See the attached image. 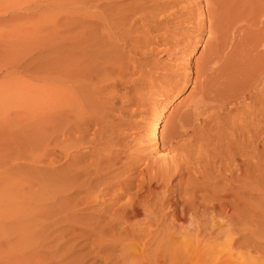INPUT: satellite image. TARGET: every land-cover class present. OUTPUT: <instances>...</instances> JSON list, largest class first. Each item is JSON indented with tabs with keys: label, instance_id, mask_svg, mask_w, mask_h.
Masks as SVG:
<instances>
[{
	"label": "bare ground",
	"instance_id": "obj_1",
	"mask_svg": "<svg viewBox=\"0 0 264 264\" xmlns=\"http://www.w3.org/2000/svg\"><path fill=\"white\" fill-rule=\"evenodd\" d=\"M89 1V0H88ZM95 1V0H94ZM93 1V2H94ZM99 2H102V1H100V0H98ZM152 0H150V2H151ZM158 1V0H157ZM156 1V2H157ZM160 1H162V0H160ZM170 1V4H175V5H179V4H181V2H183V3H185L186 5L184 6L183 4H181V5H183L184 7H179V11H180V13H178V14H174V15H176V16H172V20L174 21V20H177V22H176V24H178V26L180 27V26H183L182 24L184 23V25H185V23L186 24H189V25H187V26H192V27H194V25H197V29L196 30H198V31H203V30H201L202 28H204L203 27V25H204V23L206 22V21H208V33H209V35L210 36H213V38H214V36H215V40L212 42L213 44H214V46H212L213 48H211V45L209 46V50H208V53H207V51H206V53L207 54H205V57L203 56L202 58H200L199 60H197L196 61V63L194 64V69H195V71H194V73H195V77H194V80L195 81H197V84H198V86L201 88V91H199L201 94H200V99L198 100V103H197V101H195V99L193 100V102L195 101V103H197V104H194L193 102V105L194 106H191V107H189L190 108V110L188 109L187 111H184L183 110V112L182 113H180L178 116H177V113L175 114L176 116H177V118H176V120L178 119V122L176 121V124L174 125V128L170 131V133H168V136L166 137V138H169L168 140H169V142L167 143V142H164V140H167V139H164V140H162V138H161V140H159V131H160V129H159V127H160V118L159 117H157V116H159L158 114L156 115V117H154L155 118V121H154V123L152 124V127H150L151 128V130H152V143H153V148H154V151L153 152H151L150 150V153L148 152V151H146V152H148V154H149V156L150 157H146L145 156V160H144V163H141L142 165H143V167H139V165H141V164H139L138 165V167H137V165H135V164H133V163H135L138 159L140 160L141 158H144V156L142 155L141 157L138 155V158L135 160H132L133 162L130 164L129 163V161H127L129 164L128 165H125V166H128V167H125L124 165H122V168H124V173H125V169H129V171H130V169L133 171H130L129 173H131V174H128V175H126L125 176V178L123 179V178H120V179H122V180H116V175H118L120 172H118V169H117V172L115 171L113 174H114V176L116 177L115 178V180L116 181H105V178H104V173H102L103 172V170H107V169H109L110 170V168H111V166L112 165H115L116 163H118V164H120L119 162H121V161H119V159L121 158L120 156H119V153H121L122 154V152L124 151V149L123 150H119L120 148H118L117 146H115L116 148H115V150L118 148V153L116 152V153H111L113 150H112V148L106 153L105 152V150H103V152L104 153H102V151H101V149H100V151H97V150H94L96 153L95 154H93V155H95L96 156V154H97V156L95 157V159H94V161H91V163H89V164H87V165H83V166H75V162H76V160L73 158V156L72 155H70V153H75V152H73L72 151V147L74 148V144H76V143H74V142H77L78 144H82V142H83V138L85 137V134H83L82 136H80L81 138H82V140H80V138H78V136H77V138L75 139V138H73L72 136H74V135H72L71 134V131H72V129L73 128H77L78 130H80L79 128L82 126V128H83V124H90L95 118H96V116L97 115H93V113L91 114V113H87V114H89V115H87L86 113H85V111L83 110V108H81V109H79V107L80 106H82L81 105V102L79 101L80 99H83V97L82 96H79L78 95V93L80 92V94L82 95V93H81V91L82 90H85V88L86 89H88L87 88V86H91L93 89L95 88V87H93V85H91V84H94V83H91L90 84V82L92 81V80H94L95 81V78H93V76L95 77V76H98V74L100 73V71L102 70V69H104V67H103V65H108L107 64V57L108 58H110L108 55H107V57H106V59L104 58V61L106 62V64H104V61H102V56L103 55H99L100 57H101V59H99L94 65L92 64V65H90V66H87V64H85L84 65V67L82 66V64H83V62H84V60L86 61L87 59L86 58H88L89 56H91V54H92V52H91V54L88 56V54L87 53H90L88 50V52L87 51H85L84 50V48H83V46L82 45H79L78 43L77 44H75V42L73 43V42H71L70 41V39H68V40H66V41H69L67 44H61V45H63V47L61 48V47H59V50H61L62 49V51H61V53L63 54V61H62V59H60L59 61H62V63H59V64H61V66L62 67H60V68H63V69H61V70H63V72H59V66L56 64V62H55V65H51V67L52 68H50V65L48 66V69H49V71H50V73H51V75L49 76V74H47V76H49V78H48V80L50 79V83L48 82V81H46L47 80V78L45 79L44 77V82L46 81V82H48V83H46V84H48V85H44L43 87H38V86H35V84H31V83H27V82H25L24 83V81L23 80H19V82L17 81V85H15L14 87H10V88H8V85H7V89H5L4 91H3V95H1L0 97H2V102H4V104L5 103H7V104H11L14 108L13 109H15L16 111H14L13 113H12V106L10 105V107L8 108L7 106H5L6 107V109L8 108V109H10L11 111V114H10V112L9 111H7V113H9V114H7L6 112V116L3 114V112H2V114H3V118L5 119L6 117H7V121H8V119H9V121H8V124H11V121H10V119L12 120V119H14L15 121H18L17 123H16V125L18 126V127H16L15 126V129H16V132L13 130L14 129V124L15 123H13L12 125H4V126H6V127H9L10 126V128L11 127H13V129L11 130H9V128H8V131L9 132H6L7 131V129H4V130H6V131H2L1 133H2V135L3 134H6V135H12V137H13V132H15V136L17 137L16 138V143H17V147H15L14 145V148H16V155H17V158H19L17 161H19V162H21L20 164H19V162H18V164L19 165H17V168L18 169H20L21 171H23V169L27 166V169L28 170H26V168H25V170H26V173H27V171H29V169H31L32 167L34 168V166H36L35 164H34V159H36L37 157H38V155H37V157H35V153H37L38 151H40V152H43V154L41 155V154H39L41 157H44V158H40V162L42 163L43 162V164H45V165H48V164H46V163H57V162H59V161H61L60 160V158H59V156H60V154L62 155V157H64V159H66L65 157H68V158H70V156H72V158H71V160H69V161H67V160H65L66 162H63V159H62V162L63 163H65L64 164V167H60V166H58V167H60L61 169H58V167H57V169H58V173H60L59 175H61L62 174V178H63V184H61V182H59L57 185H60L61 187H57V188H55L57 191L58 190H60L59 192H55L54 191V193L51 195V197L53 198H50L51 200H53L52 202H53V204H54V202H55V206H59L60 204H62V209H64V211H65V213L63 214L62 213V215L64 216L65 215V218L68 220L67 222H71L72 224H70V226H68L69 225V223H68V225H66L67 227H71L70 229H68V230H65V232H71V234H72V232H75V230L76 231H78L77 229H79V230H81V231H86L87 232V234L89 235H91L92 234V237H93V235L95 236V238L94 239H91V237L90 236H88L87 238H90V244L87 242V244H89V247H90V251L89 252H86L84 255H88V254H90V255H92V256H96L95 258H97V260H98V258L99 259H101L102 261H104V264H264V248H260V244L262 243V242H264V236H262V235H264V233H261L262 235H259V233L257 234V232H255V229L253 228V227H251L252 229L250 230V228H248V230L249 231H247L246 230V228H245V226H244V228H245V230L244 231H246V232H244L243 230H240V225L237 223L236 224V221H234V220H236V219H234V218H238L236 215H239V214H235L234 215V213H235V211L234 212H229V204H228V200L229 199H227L228 197L227 196H229L232 192V194H231V196L232 195H234L233 196V198L234 199H231L232 201L234 200L235 202H237V205H235V206H237V207H239V203H240V201L242 202V196H241V192H244V190L246 189V187H249V188H247V190L248 189H252V187L254 186V185H257L256 184V182H257V174L259 173V170H260V167L257 165V163L254 161H252V160H250L251 158H255L256 156V152H255V150H254V152L253 153H249V154H251V155H247L245 158L244 157H242L241 158V156H242V154L239 152V150H240V148H243V147H246L247 145H245V142L244 141H239L240 139H238V141L240 142V143H238L237 144V142L235 141V140H237V139H233V144L235 145L236 144V146H234V147H236L237 149H235V151L233 150L231 153H227V148H229L228 146H229V144H230V142H231V140H230V142H228V144H226L225 145V142H224V145H219V146H217L216 148H214V146H212V142L210 143L211 144V146L213 147H211V149L212 150H210V151H208V150H206V149H204V150H206V152H205V154L203 155V153H204V151L203 152H200V153H202V156H204L205 158H203L202 157V159L204 160L205 159V162L202 164V165H194V160H196V162H195V164H197V163H200V161H197L198 159H193V158H195L194 157V155H192L193 153H195V152H197V151H195V152H192L193 151V149L195 150V149H197V146L198 147H200L201 146V144H202V141H200L201 142V144H199V145H197L196 146V148H195V146L194 145H196V143H194L195 142V138H194V136H193V132H194V135H195V130H197V129H200V128H202L203 126V128H205V126H207V125H205V124H208L207 122H209L210 123V120L211 121H214L215 120V118L217 119L218 118V116L221 114V113H219V107H221V108H223V105L220 103L221 101H220V99L223 101V97H228L229 98V96H230V94H232V93H230L229 95H227L226 94V92L228 91V93L229 92H231V89L230 88H232V91H233V94H235L234 93V88L233 87H231L233 84H234V82H233V84L230 86V84L232 83H230V81L227 79L228 78V75L229 74H227L226 72H225V68H224V64L226 63V65L227 64H229V63H227L228 62V60H231V61H235V59L236 60H238L237 59V56H239V51H238V49H239V44L241 43V42H243L244 40V37H243V35L244 34H246V33H244L243 31H244V24H243V18H241L242 16H241V13L242 12H244V11H240V9H241V7L240 6H244L245 4H248V5H250V6H253L254 8H257V6L258 5H256V7L254 6V4H256V3H258V2H256V0H234V1H232V0H169ZM240 1H243V3L241 4V2ZM258 1V0H257ZM78 2V1H77ZM83 2H86V1H83ZM91 2V1H90ZM98 2V3H99ZM123 2V1H122ZM145 2V1H144ZM147 2V1H146ZM153 2V1H152ZM163 2H164V0H163ZM240 2V4H238ZM256 2V3H255ZM97 3V4H98ZM104 3V2H103ZM131 3H132V1H131ZM133 3H135V1L133 2ZM138 3V2H137ZM154 3H155V1H154ZM153 3V5H155V4H157V5H159V3H155L154 4ZM81 4H82V2H81ZM106 4V3H105ZM114 4V3H113ZM115 4H118L117 2L115 3ZM114 4V5H115ZM120 4V3H119ZM118 4V5H119ZM128 4L129 3H127V6H128ZM149 4V3H148ZM147 4V5H148ZM169 4V3H168ZM204 4V6H205V8L204 9H202V7H204V6H202ZM262 4H264V3H262ZM84 5V4H83ZM101 5V4H100ZM100 5H98V6H100ZM109 5V4H108ZM126 5V4H125ZM130 5V4H129ZM135 5H137V4H135ZM140 5V4H139ZM137 6V7H134V8H131V7H128V9L129 8H131L130 10H125V9H121L123 12H120V13H117L118 11H119V9H118V11L116 10V8L115 7H113L112 8V10L115 8V10H116V13H114V11H113V13L115 14V16H113L112 18H113V20H111V22H110V20H109V24H110V26H111V28H109V29H112V30H109V31H111V34L110 35H107V34H109V32L107 33V28L108 27H106V29L107 30H105L106 31V33H104V30H102L103 31V35H102V38H101V40H103L102 42L103 43H107V47L103 44V45H101L100 44V42H99V44H100V46H96L95 48V50L97 51V53H98V51H99V49H100V52H104V51H108V53L107 54H109V55H111V56H113V54L116 56V58H114V59H116V61H114L113 63L114 64H112V66L114 67V68H116V69H114L115 71H117L116 72V74H117V77L119 78V80L120 79H122V74H125V73H122V72H126V73H128V66L126 67L127 69H123V68H121L120 66V62H122V60H123V47H125L126 45L127 46H129L131 49H133V51H134V61H135V57L136 58H139V53L140 52H138V51H140V50H136L135 48L138 46V44H137V46H135V42H140V39L139 40H137V39H135V40H133L134 38H136L135 36L137 35V33H138V31H146L147 32V30H148V28H145L144 27V25L145 24H148V26H150V28L151 29H153L154 27H158L159 25H158V22H160L163 18H166V17H168L167 15H168V13H165L166 12V9H167V7H166V9H165V7L163 6V5H161V3H160V6H155L154 8L152 7V5H151V7H152V9H149V8H147L148 9V11H145L144 10V8H142L141 6ZM93 6V5H92ZM97 6V5H96ZM96 7V8H98L99 9V7ZM121 6H123V5H121ZM133 6V5H132ZM144 6V5H143ZM102 7V6H101ZM100 7V8H101ZM104 7H105V5H104ZM109 7V6H108ZM110 7H112V5L110 6ZM116 7H118V6H116ZM120 7V6H119ZM147 7H149V5L147 6ZM94 8V7H93ZM103 8V7H102ZM123 8H124V6H123ZM258 8L260 9L259 11L261 12V14L259 15V20H258V23L260 24V27H259V34L256 36L257 38L255 39V41H254V39H253V42H255L253 45H254V52L253 53H255V55L257 56V54L258 53H261V55L262 54H264V8H260L259 6H258ZM97 9V10H98ZM106 9V8H105ZM108 9V8H107ZM111 9V8H110ZM110 9H108V10H110ZM101 10V9H100ZM100 10H98V11H100ZM103 10V9H102ZM149 10H151V11H149ZM173 10V9H172ZM252 10H254V9H250V11H251V13H253L252 12ZM257 10V9H256ZM84 11V10H83ZM168 11V10H167ZM103 12H104V10H103ZM103 12H99V15H97V16H99V18H101V21L99 20V19H95V20H97V22H99V24H101V25H105V26H108V25H106L107 23H106V21H105V19H107L108 18V16H109V14H107V18H105L104 19V17L106 16H104L103 17ZM108 12V11H107ZM106 12V13H107ZM110 12V11H109ZM138 12L140 13L139 15H138ZM169 12V11H168ZM173 12V11H172ZM171 12V13H172ZM85 13V12H84ZM100 13L102 14V17H100L101 15H100ZM105 12H104V14H106ZM112 13V14H113ZM137 13V15H136V17H134V16H132V15H135ZM160 14V13H162L161 15H159V17H156V15L157 14ZM176 13V12H175ZM98 14V13H97ZM248 14V13H247ZM247 14H246V12H245V16H247ZM254 14H257L256 12H254ZM89 15V14H88ZM172 15V14H171ZM201 15V16H200ZM243 15V14H242ZM243 15V16H244ZM257 15V16H258ZM73 16H75V15H73ZM77 16V15H76ZM81 16V15H80ZM84 16V15H83ZM91 16H93V15H91ZM91 16H89V18L91 17ZM96 16V15H95ZM184 16V17H183ZM252 16H253V14H252ZM255 16V15H254ZM253 16V17H254ZM68 17V16H67ZM86 17V16H85ZM88 17V16H87ZM86 17V18H87ZM132 17H134V18H132ZM155 17V18H154ZM72 18V17H71ZM88 18V19H89ZM98 18V17H97ZM152 18V19H151ZM158 18V19H157ZM170 17H168V19H169ZM68 19V18H67ZM66 19V20H67ZM91 19H93V18H91ZM91 19H89L90 20V23H93V20L91 21ZM109 19V18H108ZM111 19V18H110ZM246 19V18H245ZM254 20H256L255 18H253ZM257 19H258V17H257ZM73 20H78V19H76V17H75V19H73ZM84 20V19H83ZM89 20H87V21H89ZM99 20V21H98ZM171 20V18L168 20V21H170ZM69 21V20H68ZM152 21H154V22H156V24L155 23H153ZM245 21V20H244ZM71 22H72V20H71ZM95 22V21H94ZM96 22V23H97ZM139 22V23H138ZM251 22V21H250ZM255 22V21H254ZM254 22H253V24H254ZM78 23V22H77ZM83 23H85V22H83ZM88 23V22H87ZM138 23V24H137ZM169 23V22H168ZM173 23V22H172ZM245 23V22H244ZM246 23H247V21H246ZM256 23V22H255ZM79 24V23H78ZM89 24V23H88ZM87 24V25H88ZM98 24V23H97ZM171 24V23H170ZM174 24V23H173ZM175 24V25H176ZM71 25H73V24H71ZM77 25V24H76ZM82 25V24H81ZM92 25V24H91ZM96 25V24H95ZM100 25V26H101ZM162 25V24H161ZM252 24H250V26H251ZM255 25V24H254ZM257 25V24H256ZM75 26V25H74ZM80 26V25H79ZM93 26H94V24H93ZM97 26V25H96ZM99 26V25H98ZM97 26V27H98ZM109 26V27H110ZM177 26V27H178ZM257 26H259V25H257ZM72 27V26H71ZM70 27V28H71ZM146 27H147V25H146ZM165 27V26H164ZM246 27H248V26H246ZM254 27V26H253ZM256 27V26H255ZM87 28V27H86ZM93 28V27H92ZM103 28H105V27H101V29H103ZM160 28V27H159ZM190 28V27H189ZM195 28H196V26H195ZM258 28V27H257ZM73 29H75V27L73 28ZM88 30H89V28H87ZM96 29H98V28H96ZM133 30V29H135L137 32H136V34H134V38L132 39V37H133V35L131 36V34H130V30ZM150 29V30H151ZM164 29H166V28H164ZM205 29V28H204ZM246 29V28H245ZM68 30V29H67ZM131 30V32H135L134 30L132 31ZM149 30V31H150ZM154 30V29H153ZM159 30V29H158ZM246 30H249V29H246ZM253 30H254V28H253ZM255 30H257V29H255ZM70 31V30H69ZM74 31V30H73ZM72 31V32H73ZM98 31V30H97ZM101 31V30H100ZM100 31H99V33H100ZM191 31H193V30H191ZM190 31V32H191ZM71 32V33H72ZM79 32H81V31H79ZM78 32V33H79ZM86 32V31H85ZM90 32V31H89ZM92 32H96V31H92ZM114 32V33H113ZM197 32V31H196ZM246 32V31H245ZM75 33V32H74ZM140 33V32H139ZM139 33H138V35H139ZM148 33V32H147ZM146 33V34H147ZM198 33V32H197ZM199 33H201V32H199ZM203 33V32H202ZM241 33H243L242 35H241ZM249 33V32H248ZM253 33H255V32H252V36H254L253 35ZM69 34V33H68ZM89 34V33H88ZM87 34V35H88ZM133 34V33H132ZM145 34V32L143 33V36L142 37H144V36H147ZM251 34V33H250ZM72 35V34H71ZM86 34H84V35H82V36H85ZM86 35V36H87ZM97 35V34H96ZM137 35V36H138ZM248 35V34H247ZM69 36V35H68ZM78 37H79V35H77ZM81 36V35H80ZM90 36V38H91V36H95V35H93V34H91V35H88V37ZM139 36H141V35H139ZM138 36V37H139ZM252 36H251V38H252ZM66 37V36H65ZM77 37V38H78ZM88 37H85V38H88ZM97 37H100V36H96V38ZM255 37V36H254ZM68 38V37H67ZM70 38V37H69ZM84 38V39H85ZM93 38V37H92ZM91 38V39H92ZM246 38H248V37H245V40H247ZM66 39V38H65ZM79 39V38H78ZM83 39V40H84ZM89 39V38H88ZM94 39V38H93ZM93 39H92V41H93ZM100 39V38H99ZM98 39V40H99ZM144 39H146V38H143V40ZM152 39V38H151ZM72 40V39H71ZM81 40V39H80ZM86 40V39H85ZM142 40V41H143ZM155 40V39H154ZM213 39L211 38V41H212ZM251 40V39H250ZM250 40H248V41H250ZM47 41V40H46ZM49 41V40H48ZM56 41V40H55ZM135 41V42H134ZM184 41V40H183ZM182 41V42H183ZM208 41V40H207ZM206 41V42H207ZM40 42V41H39ZM42 42H45L44 40L42 41ZM51 42V41H50ZM57 42V41H56ZM55 42V43H56ZM63 42H64V40H63ZM80 42V41H79ZM90 42V41H89ZM96 42H97V40H96ZM121 42H123V44L125 45V46H123V44H121ZM148 42V41H147ZM154 42V41H153ZM245 42H247V41H245ZM34 43V42H33ZM32 43V44H33ZM41 43V42H40ZM48 43V42H47ZM58 43V42H57ZM60 43V42H59ZM91 43V42H90ZM93 44H94V42H92ZM143 43V42H142ZM144 43H146V40H144ZM148 43H150V42H148ZM147 43V44H148ZM152 43V42H151ZM249 43H251V41L249 42ZM42 45H43V43H41ZM50 44H53L52 42L50 43ZM81 44H85L86 45V43L83 41V43H81ZM97 44H98V42H97ZM175 44V43H174ZM178 44H179V42H178ZM212 44V45H213ZM243 44V43H242ZM34 45H35V43H34ZM33 45V46H34ZM45 45H46V42H45ZM60 45V46H61ZM89 45H91V44H89ZM140 45H141V43H140ZM149 46L151 45V44H148ZM246 45V44H245ZM247 45L249 46H251V44H248L247 43ZM23 46H25V45H23ZM22 46V47H23ZM33 46H31V48L33 47ZM39 46V45H38ZM37 46V47H38ZM52 46V45H51ZM92 46H94V45H92ZM91 46V47H92ZM142 46V45H141ZM140 46V47H141ZM176 46V48H173V47H170V48H173L174 50V52H177V54H179V57H180V54H182V53H184V51H186V47L185 46H183L182 45V47L181 46H177V45H175ZM174 46V47H175ZM242 46V45H241ZM43 47V46H42ZM85 47V46H84ZM91 47H90V50H91ZM108 47H110L109 49H107ZM139 47V48H140ZM152 47V46H151ZM245 47V46H244ZM25 48V47H24ZM23 48V49H24ZM39 48H41V47H39ZM57 48V47H56ZM61 48V49H60ZM89 48V47H88ZM126 48V47H125ZM124 48V49H125ZM130 48H126L127 49V51H128V49L130 50ZM147 48V47H146ZM154 49H153V51H155V50H158V49H155V48H157L156 46L155 47H153ZM169 48V47H168ZM167 48V49H168ZM169 48V49H170ZM241 48V47H240ZM246 48H248V47H246ZM251 48H252V46H251ZM250 47H249V49H251ZM34 49V48H33ZM54 49H55V47H54ZM87 49V48H86ZM93 49V48H92ZM125 49V50H126ZM142 49V48H141ZM148 49H149V47H148ZM151 49L152 48H150V51H151ZM164 49H166V47L164 48ZM164 49H163V51H164ZM169 49L167 50V51H169ZM243 49V48H242ZM47 50H48V48H47ZM52 50V49H51ZM143 50H144V48H143ZM160 50V49H159ZM243 50H247V49H243ZM252 50V49H251ZM50 51V50H49ZM91 51H94V50H91ZM125 52V53H127L128 54V52ZM131 51V50H130ZM132 51V52H133ZM146 51V50H145ZM238 51V53L236 54V52ZM47 52V51H46ZM95 52V51H94ZM143 51H141V53H142ZM152 52V51H151ZM165 52V51H164ZM170 52V51H169ZM174 52H172L171 51V54L172 53H174ZM204 52V51H203ZM246 52H248V50L246 51ZM250 53L249 54H251L252 52L251 51H249ZM45 53V52H44ZM59 54H60V51L58 52ZM79 53H80V56H79ZM96 53V52H95ZM130 53V52H129ZM148 53V52H147ZM48 54V53H47ZM62 54H60V55H62ZM81 54H87V56L88 57H86V55H85V59L83 60V62H82V57H84V55H82V57H81ZM94 54V53H93ZM106 54V53H105ZM149 54H151V53H149ZM168 54H170V53H168ZM242 54V53H241ZM240 54V55H241ZM248 54V55H249ZM46 55V54H45ZM51 55V54H50ZM53 55H55V54H53ZM59 55V56H60ZM96 55V54H95ZM97 55V57H99ZM125 55V54H124ZM146 55H148V54H146ZM174 55H176V54H174ZM243 55H244V53H243ZM48 56V55H47ZM94 56V55H93ZM142 56V55H141ZM151 56V55H150ZM170 56H172V55H170ZM242 56V55H241ZM256 56H255V58H256ZM44 57V56H43ZM46 57V56H45ZM48 57H50V56H48ZM56 57V56H55ZM78 59H77V58ZM92 57V56H91ZM104 57V56H103ZM131 57V56H130ZM133 57V56H132ZM130 58V60H132L133 61V58ZM178 57V56H177ZM249 57V56H248ZM251 57H252V55H251ZM254 57V56H253ZM258 58L257 59H259L260 58V56H257ZM51 58H53V57H51ZM128 58H129V54H128ZM166 58H169L168 56H166ZM171 58H173V57H171ZM175 58V57H174ZM244 58H246L245 56H244ZM262 58H264V57H262ZM261 58V59H262ZM58 59V58H57ZM89 59V58H88ZM94 59V58H93ZM96 59V58H95ZM98 59V58H97ZM180 59V58H179ZM256 59V60H257ZM260 59V61H262ZM31 60V59H30ZM29 60V61H30ZM37 60V59H36ZM35 60V61H36ZM47 60H50V58L49 59H47ZM90 60H92V59H90ZM109 60V59H108ZM111 60H113V58L111 59ZM111 60H109L110 62H111ZM129 60V59H128ZM164 60V59H163ZM170 60V59H169ZM225 61V60H227V62H222V61ZM239 60H241V58H239ZM238 60V61H239ZM245 60V59H244ZM248 59H246L244 62L246 63V61H247ZM250 60V59H249ZM26 61V60H25ZM57 61V60H56ZM88 61V60H87ZM86 61V62H87ZM96 61V60H95ZM134 61H133V64L132 65H134ZM176 61V60H175ZM242 61V60H241ZM20 62H21V60H20ZM46 62V61H45ZM44 62V63H45ZM53 62H54V60H53ZM127 62V61H126ZM136 63H138L137 62V60L135 61ZM179 62H181V61H179ZM230 62V61H229ZM237 62V61H236ZM248 62V61H247ZM258 62V61H257ZM27 63V62H26ZM28 63H30V62H28ZM28 63H27V65H28ZM40 63V62H39ZM48 63H50V62H48ZM90 63H91V61H90ZM123 63V62H122ZM124 63H125V61H124ZM123 63V64H124ZM130 63H132L131 61H130ZM178 63V62H177ZM234 63V62H233ZM233 63H231L232 65H233V67H234V64ZM252 63H253V61H252ZM252 63H250V64H252ZM262 63H264V62H262ZM32 64H33V62H32ZM35 64H38V63H35ZM126 64V63H125ZM128 64H129V62H128ZM128 64H126V65H128ZM153 64V63H152ZM180 64V63H179ZM179 64H177V65H179ZM237 63H235V65H236ZM242 64V63H241ZM249 64V63H248ZM259 64V63H258ZM257 64V65H258ZM22 65V64H21ZM31 65V64H30ZM29 65V66H30ZM41 65V64H40ZM88 65H89V63H88ZM111 65V64H110ZM109 65V66H110ZM129 65H131V64H129ZM131 65V66H132ZM154 65V64H153ZM243 65V64H242ZM253 65H256V63L254 64L253 63ZM260 65V66H259ZM258 66L259 67H261V64H259ZM25 66H26V64H25ZM24 65L22 66L23 67V70H24V67H25ZM28 66V67H29ZM37 66V65H36ZM43 66V65H42ZM108 66V67H109ZM111 66V67H112ZM123 66V65H122ZM130 66V67H131ZM228 66V65H227ZM231 65H229V67H230ZM237 66V65H236ZM239 66H240V64H239ZM250 66V65H249ZM28 67H25L26 69L28 68ZM31 67H33V66H31ZM44 67H47V63H46V66H44ZM177 67V66H176ZM181 67H183L182 65H181ZM253 67H255V66H253ZM259 67H256V69L258 70V68ZM262 67H264V66H262ZM20 68H21V66H20ZM30 68V67H29ZM43 68V67H42ZM105 68H107V66L105 67ZM110 68V67H109ZM109 68H107V69H109ZM184 68V67H183ZM186 68V67H185ZM193 68V67H192ZM231 68H232V66H231ZM236 68V67H235ZM237 68H238V66H237ZM33 69H35V68H33ZM36 69H37V67H36ZM41 69V68H40ZM107 69H104V71H106ZM119 69V70H118ZM131 69H132V67H131ZM169 69V68H168ZM178 70H179V68H177ZM173 70V71H171V69H170V73H167L168 75V77L167 78H169L170 76L172 77V79L169 81V79H165L166 81H165V84L164 85H167V84H169V83H174V84H178V83H180V81H182L181 79H184V81H188L190 78H191V73L193 72V71H191V67H190V70H188V68H186L187 69V71L186 72H179L178 70ZM247 69V68H246ZM32 70V69H31ZM42 70V69H41ZM46 70H47V68H46ZM110 70H112V68L110 69ZM133 70V69H132ZM184 70V69H183ZM228 70V69H227ZM230 70H232V69H230ZM236 70V69H235ZM234 70V72H236ZM239 70H241V69H239ZM244 70V69H243ZM249 70V69H248ZM255 70V69H254ZM20 71V70H19ZM28 71V70H27ZM35 72H36V70H34ZM38 71V70H37ZM49 71L47 70V72L49 73ZM103 71V73H104V75H106V73ZM119 71L122 73V74H118L119 73ZM135 71V70H134ZM245 71V70H244ZM253 71V70H252ZM29 72H30V69H29ZM32 72V71H31ZM41 72H43V70L41 71ZM44 72H45V70H44ZM111 72V71H110ZM131 72V71H130ZM137 72V71H136ZM166 72H168V70L166 71ZM223 72L224 73H226L227 74V78L226 79H224V77H223ZM239 71H237V73H238ZM241 72H243V71H241ZM241 72H240V77H241ZM255 73L257 72V71H254ZM258 72H260V70L258 71ZM257 72V73H258ZM262 72H264V71H261L260 73L261 74H264V73H262ZM24 73V72H23ZM37 73V72H36ZM40 73V72H39ZM90 73H91V76H90ZM112 73V72H111ZM133 73V72H132ZM131 73V74H132ZM230 73H231V71H230ZM247 73V72H246ZM251 73V72H250ZM250 73L248 74V75H250ZM253 73V72H252ZM259 73V74H260ZM113 74V73H112ZM129 74V73H128ZM139 74V73H138ZM169 74H170V76H169ZM238 74H236V75H238ZM260 74V75H261ZM41 75V74H40ZM44 75H45V73H44ZM43 75V76H44ZM85 75L87 76V77H85ZM101 75V74H100ZM107 75H108V72H107ZM133 75V74H132ZM131 75V76H132ZM135 75V74H134ZM140 75V74H139ZM245 75V74H244ZM248 75H247V77H248ZM254 75V74H253ZM257 75L258 74H255V76L257 77ZM90 76V77H89ZM111 76V75H110ZM109 76V77H110ZM143 76V75H142ZM224 76H226L225 74H224ZM262 76V75H261ZM261 76H260V78L258 77V81L260 80V79H262V78H264V77H262L261 78ZM31 77H34V76H31ZM38 77H40V76H38ZM108 77V78H109ZM115 77V76H114ZM117 77H115L116 79H117ZM125 77V76H124ZM139 77V76H138ZM144 77V76H143ZM232 77V76H231ZM231 77H229L231 80H232V78ZM239 77V79H241ZM252 77V76H251ZM256 77H255V79H256ZM35 78L36 79H38L36 76H35ZM41 78H42V76H41ZM60 78H63L64 80H61L60 81ZM93 78V79H92ZM134 78H136V77H134ZM150 78V77H149ZM149 78H147V79H145V80H148ZM243 78V77H242ZM249 78V77H248ZM254 77H252L250 80L251 81H248V82H252ZM80 79H87V80H89L90 82H89V84H87V85H85L84 84V86H81L80 85V83L79 82H81L80 81ZM98 79H99V77H98ZM97 79V80H98ZM107 79V78H106ZM105 79V80H106ZM110 79H112V78H110ZM114 79V78H113ZM124 79V80H123ZM122 80H123V82L125 81V78H123ZM129 79H131V78H129ZM128 79V80H129ZM132 79H133V77H132ZM131 79V80H132ZM138 79V78H137ZM141 79H144V78H141ZM245 78H243V80H244ZM42 80V79H41ZM65 80H68L69 82L71 81L72 83H73V81L75 80V82L76 83H78L77 85H75V87L76 88H74L73 86H72V84H69V83H65ZM77 80V81H76ZM86 80V81H87ZM97 80H96V82H97ZM101 80H103L102 78H101ZM135 80V79H134ZM139 80V79H138ZM162 80V82H163V80L164 79H161ZM161 80H159V81H161ZM248 80V79H247ZM257 80V79H256ZM262 80H264V79H262ZM261 80V81H262ZM14 81V80H13ZM116 81V80H115ZM118 81V80H117ZM136 81V80H135ZM240 81V80H239ZM261 81H259L258 83H262ZM59 82H64V86H60L59 85ZM67 82V81H66ZM83 82V81H82ZM88 82V81H87ZM93 82V81H92ZM133 82V81H132ZM138 82H141V83H143L142 82V80H140V81H138ZM138 82H136V83H138ZM146 82V81H145ZM169 82V83H168ZM242 82V81H241ZM244 82V81H243ZM254 82V81H253ZM253 82H252V85H253ZM257 81H255V83H256ZM35 83V82H34ZM125 83H127V82H125ZM130 83V82H129ZM129 83L127 84L128 86H129ZM135 83V84H136ZM158 83H160V82H158ZM240 83V82H239ZM238 83V84H239ZM257 83V84H258ZM61 84V83H60ZM65 84L67 85V86H65ZM117 84V83H116ZM121 84V83H120ZM133 84H134V82H133ZM140 84V83H139ZM151 84H154V82H153V79L151 80V81H147L146 83H144V87L146 86H151ZM173 84V85H174ZM245 84V83H244ZM249 85H247V86H250L251 84L250 83H248ZM257 84H255V85H257ZM131 85H132V83H131ZM170 85V84H169ZM239 85H241V84H239ZM46 86H48V87H46ZM95 86H97V85H95ZM118 86H120L119 85V83H118ZM117 86V87H118ZM123 86H125V84H123ZM135 86V85H134ZM153 86V85H152ZM151 86V87H152ZM158 86H159V84H158ZM163 86V85H162ZM244 86V85H243ZM242 86V87H243ZM254 86V85H253ZM252 86V87H253ZM65 87V88H64ZM102 87V86H101ZM105 87V86H104ZM114 87V86H113ZM112 87V88H113ZM131 87H133V85L132 86H130L129 88L128 87H126V90H125V92H123L124 94L123 95H125V96H127L124 100H129V95H131V94H133V93H130V90H131ZM141 87H143V86H141ZM170 87H172L171 85H170ZM234 87H235V85H234ZM236 87H237V85H236ZM235 87V88H236ZM246 87V86H245ZM245 87H244V89H245ZM259 87V86H258ZM5 88V87H4ZM96 88H98V87H96ZM95 88V89H96ZM116 88V85H115V87H114V89ZM123 88V87H122ZM121 88V89H122ZM134 88V87H133ZM166 88H168V87H166ZM238 88V87H237ZM246 88H248V87H246ZM90 89V88H89ZM95 89H94V91H95ZM103 89V88H102ZM102 89L100 90V91H102ZM120 89V88H119ZM139 89V88H138ZM227 89H229V90H227ZM92 90V89H91ZM97 90V89H96ZM133 90V89H132ZM131 90V91H132ZM140 90H142V88H140ZM165 90H167V89H165ZM246 91H247V89H245ZM244 90V91H245ZM118 91H120V90H118ZM117 90H116V92H118ZM136 91H138L139 92V90H136ZM261 91H264V90H261ZM83 92V91H82ZM91 92V91H90ZM89 92V93H90ZM97 92V91H96ZM104 92V91H103ZM135 92V91H134ZM240 92V91H239ZM84 93V92H83ZM87 93V92H86ZM91 93H93V92H91ZM98 93V92H97ZM122 93V92H121ZM145 93V92H144ZM165 93V92H164ZM167 93H169V92H167ZM222 93H225V96L222 94ZM241 93H243V92H241ZM240 93V94H241ZM248 93V92H247ZM100 94V93H99ZM99 94H98V96H99ZM140 94H141V92H140ZM147 94V93H146ZM162 94V93H161ZM166 94V93H165ZM261 94V96H262V92L260 93ZM76 95H78L77 97H82V98H75V96ZM92 95H95V94H92ZM91 95V96H92ZM122 95V96H123ZM134 95H135V98H137V100H136V103H142L141 101H143L142 99H140V97H136L137 95H138V93H134ZM163 95V94H162ZM170 95V94H169ZM168 95V96H169ZM237 95H238V93H236V95H234V96H236L237 97ZM244 95V94H243ZM256 95V94H255ZM255 95H253V97L255 96ZM84 96H86V95H84ZM117 96V95H116ZM141 96V95H140ZM161 96V95H160ZM165 96V95H164ZM233 95L232 96H230V97H232V100H233V97H234ZM260 96V97H261ZM89 97H90V94H89ZM88 97V93H87V97H85V98H89ZM94 97H96V96H94ZM130 97H132V95L130 96ZM156 97H158V96H156ZM85 98H84V100H85ZM91 98V97H90ZM96 98H98V101H99V97H96ZM95 98V101H97V99ZM134 98V97H133ZM170 98V97H169ZM228 98L226 99V100H228ZM1 99V98H0ZM79 99V100H78ZM92 99V98H91ZM107 99V98H106ZM118 99V98H117ZM121 99V98H120ZM120 99H119V101H120ZM123 99V98H122ZM144 99V98H143ZM154 99V98H153ZM156 99V98H155ZM159 100H160V98H158ZM171 99V98H170ZM198 99V98H197ZM196 99V100H197ZM224 99V100H225ZM230 99V98H229ZM261 99V98H260ZM94 100V99H93ZM114 100V99H113ZM225 100V101H226ZM255 100H256V98H255ZM86 101H87V99H86ZM85 101V102H86ZM89 101H91L90 99H89ZM105 101V100H104ZM129 101H131V99L129 100ZM129 101H127V102H129ZM171 101V100H170ZM180 101V100H179ZM2 102H1V104H2ZM85 102L83 103V100H82V103H83V105L85 104ZM94 102V101H93ZM100 102V101H99ZM116 102V101H115ZM121 103L120 104H122V101H120ZM232 102V101H231ZM230 102V103H231ZM248 102H249V100H248ZM90 103V102H89ZM98 103V102H97ZM123 103H126L125 101L123 102ZM130 103V102H129ZM152 103H154V102H152ZM222 103H225V102H222ZM243 103V102H242ZM241 103V104H242ZM253 103H254V101H253ZM258 103V102H257ZM4 104H2V105H4ZM86 104H88V102H86ZM95 104V103H94ZM143 104H145L144 102H143ZM157 104V103H156ZM156 104H154V105H156ZM233 104V103H232ZM250 104V103H249ZM256 104V103H255ZM259 104V103H258ZM6 105V104H5ZM45 105H47V107H48V105L49 106H51V107H49V109H51L50 111H52V109L54 110V108L56 107V109H57V107L59 108V106L61 107L58 111H61L60 112V114H59V112L57 113V111L55 110L52 114H53V116H52V114L50 113V119H48V120H46V121H44V119L43 118H41V116L39 117V118H41V119H39V118H37V116L39 115L38 114V112L40 111V109H42V107L44 106V108H45ZM98 105V104H97ZM138 105V104H137ZM219 105V106H218ZM222 105V106H221ZM226 105V104H225ZM254 105V104H253ZM42 106V107H41ZM79 106V107H78ZM85 106H87V105H85ZM90 106V105H89ZM122 106V105H121ZM217 106V107H216ZM231 106V105H230ZM238 106V105H237ZM245 107H248V106H246V105H244ZM2 108L4 107V106H1ZM0 107V108H1ZM5 107H4V109H5ZM41 107V108H40ZM46 107V108H47ZM54 107V108H53ZM67 107H69V109L67 108ZM93 107V106H92ZM97 107V106H96ZM124 107V106H123ZM193 107V108H192ZM218 109H216V108ZM38 108H40L39 110H38ZM66 108H67V110H66ZM88 108V107H87ZM99 108V107H98ZM144 108V107H143ZM146 108V107H145ZM144 108V109H145ZM153 108V107H152ZM221 108H220V111H221ZM226 108V107H225ZM48 109V110H49ZM94 109V108H93ZM147 109V108H146ZM216 109V110H215ZM234 109V108H233ZM255 109V108H254ZM257 109V108H256ZM38 110V111H37ZM45 111L46 109H42V111ZM81 110H83V112L81 111ZM86 110H89V109H86ZM92 110V109H91ZM95 110V109H94ZM102 110V109H101ZM125 110V109H124ZM124 110H123V112H124ZM150 110H151V108H150ZM211 110V111H210ZM225 110V109H224ZM228 110V109H227ZM226 110V111H227ZM232 110V109H231ZM236 110V109H235ZM238 110V109H237ZM240 110V109H239ZM245 110H247V109H245ZM250 110V109H249ZM260 110H262L261 108H260ZM47 111V110H46ZM50 111H47V112H50ZM133 111V110H132ZM226 111H224V112H226ZM230 111V109L227 111V113ZM251 111V110H250ZM87 112V111H86ZM91 112V111H90ZM94 112V111H93ZM127 112H129V110L127 111ZM136 112V111H135ZM149 112V111H148ZM161 112V111H160ZM178 112V111H177ZM207 112H210L209 114H206L205 115V113H207ZM233 112V111H232ZM242 112H243V110H242ZM247 112H248V110H247ZM252 112V111H251ZM86 114L85 116L83 115V114ZM95 113V112H94ZM101 113V112H100ZM150 113H154V112H150ZM150 113H148V114H150ZM223 113V112H222ZM236 113V112H235ZM38 114V115H37ZM47 114H49V113H47ZM102 114V113H101ZM128 114V113H127ZM130 114V113H129ZM132 115H133V113H131ZM156 114V113H155ZM155 114L153 115V116H155ZM219 114V115H218ZM229 114V113H228ZM232 114V113H231ZM231 114H229V115H231ZM234 114V113H233ZM243 114H245V113H243ZM252 114V113H251ZM37 115V116H36ZM100 115V114H99ZM124 115V114H123ZM126 115V114H125ZM124 115V116H125ZM131 115V116H132ZM147 115V114H146ZM161 115V114H160ZM202 115H205V118H203V116ZM256 115H258V113H256ZM102 116V115H101ZM104 116H106V115H104ZM152 116V117H153ZM201 116H202V118L204 119V120H202V122L203 123H201L200 122V124L198 125V121L201 119ZM224 116H225V114H224ZM226 116H228L227 114H226ZM235 116V115H234ZM243 116V115H242ZM260 116V115H259ZM42 117H44L45 118V116H42ZM95 117V118H94ZM220 117V116H219ZM231 117V116H230ZM254 117H255V115H254ZM1 118V117H0ZM47 118V117H46ZM101 118V117H100ZM99 118V119H100ZM146 118V117H145ZM154 118H153V120H154ZM227 118V117H226ZM239 118H242V117H240L239 116ZM249 118H250V115H249ZM262 118H264V117H262ZM43 119V120H42ZM244 119V118H243ZM3 120V119H2ZM1 120V121H2ZM43 121L44 122V124H43V122H42V124H41V122L40 121ZM98 120V119H97ZM105 120H106V118H105ZM105 120H104V122H105ZM112 120H113V118H112ZM142 120V119H141ZM147 120V119H146ZM145 120V121H146ZM220 120V119H219ZM236 120H237V118H236ZM240 120V119H239ZM258 120V119H257ZM4 121V120H3ZM2 121V122H3ZM102 121V120H101ZM144 121V120H143ZM151 121V120H150ZM173 121V120H172ZM218 121V120H217ZM221 121V120H220ZM226 121V120H225ZM229 121V120H228ZM259 121H261V120H259ZM1 122V123H2ZM10 122V123H9ZM12 122H13V120H12ZM98 122V121H97ZM116 123H117V121H115ZM214 122H216V121H214ZM230 122V121H229ZM231 122H233L234 123V121H231ZM242 122V121H241ZM19 123V124H18ZM108 123V122H107ZM110 123H112V121L110 122ZM205 123V124H204ZM219 123V122H218ZM226 123H227V125H228V122L226 121ZM226 123H224V124H226ZM233 123H229L230 125H232ZM245 123H246V120H245ZM255 123V122H254ZM113 124V123H112ZM172 124V123H171ZM197 124V125H196ZM214 124V127L215 126H217V124L215 125V123H213ZM222 124V123H221ZM224 124H222V125H220V124H218L220 127L221 126H223ZM237 125V123L235 122L234 123V127ZM248 124V123H247ZM262 124H264V123H262ZM1 125V124H0ZM3 125V124H2ZM106 125V124H105ZM115 125V124H114ZM193 126V125H195V127L197 126H199L200 127V125H202V127H200V128H197V129H195L194 127H190V126ZM240 125V124H239ZM238 125V126H239ZM246 125V124H245ZM253 125V124H252ZM3 126V128H6V127H4ZM85 126V125H84ZM100 126V125H99ZM104 126V125H103ZM151 126V125H150ZM166 126V125H165ZM171 126H173V125H171ZM213 126V125H212ZM218 126V127H219ZM225 126V125H224ZM229 126V125H228ZM115 127V126H114ZM209 127V126H208ZM211 127V126H210ZM214 127H213V129H212V127H211V129H212V132H214L215 130H214ZM217 127V128H218ZM219 127V128H220ZM226 127V126H225ZM230 127H232V126H229V128ZM2 128V127H1ZM86 128V127H85ZM84 128V129H85ZM88 128V127H87ZM86 128V129H87ZM110 128V127H109ZM108 128V129H109ZM112 128V127H111ZM195 130H194V129ZM207 128V127H206ZM223 128V127H222ZM238 130H240L238 127H236ZM250 128V127H249ZM253 128V127H252ZM85 129V130H86ZM102 129H104V128H102ZM101 129V130H102ZM113 129V128H112ZM120 129V128H119ZM210 129V128H209ZM207 130V131H210L209 133H210V135L212 134V136H214V134L211 132V130ZM235 129V128H234ZM234 129H233V131H234ZM241 129H243V128H241ZM3 130V129H2ZM100 130V131H101ZM214 130V131H213ZM217 130V129H216ZM220 130H221V128H220ZM227 130H229V129H227ZM236 130V129H235ZM237 130V131H238ZM250 130V129H249ZM10 131H13V132H10ZM87 131V130H86ZM105 131V130H104ZM109 131V130H108ZM189 131H191V132H189ZM199 132H202L203 130H198ZM198 131H197V133H198ZM204 131H206V130H204ZM204 131H203V133H204ZM222 131L223 132H225L224 131V129H222ZM230 131V130H229ZM97 133H98V131H96ZM102 132H103V130H102ZM102 132H100V135H98L97 133V135H93V136H91V138L92 137H94V138H90L91 140L88 142V143H90V144H85V141H84V144L86 145L85 147L87 148V147H89L90 148V146H91V144H93L94 143V139H95V136H97V138H99V139H102V136H101V133ZM110 132V131H109ZM112 132H114V131H111V133ZM161 132V131H160ZM218 132V131H217ZM221 132V131H220ZM222 132V133H223ZM231 133H232V129H231V131H230ZM229 132V134L231 135V133ZM240 132V131H239ZM13 133V134H12ZM40 134V136H38L37 137V135H39ZM74 133V132H73ZM86 133V132H85ZM89 132L87 131V134H88ZM190 133V134H189ZM208 133V134H209ZM234 133V132H233ZM232 133V134H233ZM237 133V132H236ZM90 134V133H89ZM105 134H107V133H105ZM121 134V133H120ZM136 134V133H135ZM139 134V133H138ZM187 134H189L190 136H191V139H190V141H189V139H188V137H186L185 135H187ZM200 134V133H199ZM220 134V133H219ZM225 134H228V133H225ZM228 134V135H229ZM235 134V133H234ZM233 134V137L236 135H234ZM241 134V133H240ZM240 134H238V136L240 135ZM244 134V133H243ZM243 134H241V135H243ZM248 134V133H247ZM107 135H109V134H107ZM113 135V134H112ZM117 135V134H116ZM179 135H184L185 137H186V139H185V137H184V139L187 141L188 140V143L187 144H183V142H182V144L181 145H178L177 144V141L178 140H181V139H183L181 136V139L178 137ZM188 135V136H189ZM196 135H198V134H196ZM201 135L202 134H200V136L198 135V136H196L197 138L199 137H201ZM215 135H216V133H215ZM218 135V134H217ZM216 135V136H217ZM230 135H229V137H230ZM252 135V134H251ZM76 136V135H75ZM138 136V135H137ZM204 136H207V135H203L202 137H204ZM211 136V138H217L216 136H214V137H212ZM221 136V135H220ZM232 136V135H231ZM237 136V135H236ZM237 136V137H238ZM8 137V136H7ZM107 137V136H106ZM108 137H110V136H108ZM107 137V138H108ZM134 137H136V135L134 136ZM178 137V139H176ZM208 137H209V135H208ZM223 137H225V138H227L226 137V135L225 136H223L222 135V138ZM228 137V138H229ZM232 137V138H233ZM239 137H242V136H239ZM238 137V138H239ZM251 137V136H250ZM253 137V136H252ZM255 137H257L256 135H255ZM260 137V136H259ZM1 138V137H0ZM2 138H6L5 136L4 137H2ZM15 138V137H14ZM121 138V137H120ZM119 138V139H120ZM139 138V137H138ZM141 138V137H140ZM164 138V137H163ZM190 138V137H189ZM193 138V139H192ZM211 138H204L205 140H204V143L205 142H207L208 143V141H210L209 139H211ZM218 138H219V136H218ZM227 138V139H228ZM8 139H9V137H8ZM203 139V138H202ZM206 139H207V141H206ZM226 139V140H227ZM231 139V138H230ZM255 139V138H254ZM2 140V139H1ZM0 140V141H1ZM12 140H13V138H12ZM45 140V141H44ZM103 140H104V138H103ZM103 140H101L102 142H104ZM109 140V139H108ZM106 138H105V144L107 145V143L109 142ZM143 140V139H142ZM147 140V139H146ZM212 140V139H211ZM213 140H215V139H213ZM217 140V139H216ZM215 140V141H216ZM221 140V139H220ZM220 140H217V142L218 141H220ZM224 141H225V139H223ZM7 141V140H6ZM5 141V142H6ZM14 141V140H13ZM11 142V139H10V143H15V141L14 142ZM82 141V142H81ZM132 141V140H131ZM141 141V140H140ZM194 141V142H193ZM197 141V140H196ZM229 141V140H228ZM3 142H4V140H3ZM44 142V143H43ZM95 142H96V140H95ZM98 142V141H97ZM99 142H100V140H99ZM107 142V143H106ZM119 142V141H118ZM144 142V141H143ZM199 142V141H198ZM197 142V143H198ZM221 142H223V141H220V143ZM227 142V141H226ZM15 143V144H16ZM43 143V144H42ZM87 143V142H86ZM101 143V142H100ZM112 143V142H111ZM114 143V142H113ZM112 143V144H113ZM117 143V142H116ZM121 143V142H120ZM136 143V142H135ZM138 143H139V141H138ZM142 143V141L140 142V144ZM193 143H194V145H193ZM219 143V142H218ZM232 143V142H231ZM256 143V142H255ZM96 144V143H95ZM126 143H124V145H125ZM128 144H129V142H128ZM130 144H132V143H130ZM142 144H145V143H142ZM223 144V143H222ZM252 148L254 147L255 148V146H254V143H253V139L251 138L250 139V141H249V143H248ZM261 144V143H260ZM83 145V144H82ZM97 145V144H96ZM106 145H104L103 144V146H101L102 148L104 147V148H107V147H105ZM109 145H111V144H109ZM114 145V144H113ZM116 145V144H115ZM119 145V144H118ZM127 145V144H126ZM139 145V144H138ZM190 145V147H191V145H193L194 146V148H192V150H190L189 149V146ZM202 145H204V144H202ZM209 144H205V146L207 147ZM213 145H216V144H213ZM228 145V146H227ZM52 146V147H51ZM79 146V145H78ZM95 146V145H94ZM93 146V147H94ZM128 146H130V145H128ZM140 146L141 145H139V149H142V148H140ZM178 146H183L184 148H188V151H187V153H188V156L190 157V156H193L192 158H187V156H185L184 158H180V157H178V153H179V155H181L182 156V154H183V152L184 151H180L179 149H177V147ZM8 147V146H7ZM53 148L54 150L56 149V151L57 150H59V152L57 151H52V149H50L51 150V154H47V150L49 149V148ZM77 147V146H76ZM75 147V148H76ZM84 147V146H83ZM92 146H91V148H93ZM99 147V146H98ZM98 147L96 146L95 148H97L98 149ZM109 147V146H108ZM113 147V146H112ZM119 147H120V145H119ZM124 147H126V146H124ZM137 147V146H136ZM145 147V146H144ZM151 147V146H150ZM149 147V148H150ZM182 147V150L184 149ZM202 147V146H201ZM200 147V148H201ZM210 147V146H209ZM209 147H207V149L209 148ZM260 147V146H259ZM6 148V147H5ZM11 148V147H10ZM9 148V149H10ZM13 147H12V149H14ZM71 148V152H69V149ZM79 148H80V146H79ZM103 148V149H104ZM114 148V147H113ZM123 148V147H122ZM152 148V149H153ZM178 148H180L181 149V147H178ZM203 148H205L204 146L202 147V149ZM248 148V147H247ZM253 148V149H254ZM7 149V148H6ZM11 149V150H12ZM88 149V148H87ZM86 149V150H87ZM145 149V148H144ZM143 149V150H144ZM252 149V150H253ZM49 150V151H50ZM74 150V149H73ZM83 150V149H82ZM85 150V152L87 153V151ZM92 150V149H91ZM90 149H88V152H90L91 151ZM112 150V151H111ZM137 151H138V147H137V149H136ZM146 150V149H145ZM148 150V149H147ZM177 150H179V151H177ZM190 150V151H189ZM197 150H199V148L197 149ZM8 151V150H7ZM15 152V149L14 150H12V152ZM111 151V152H110ZM122 151V152H121ZM140 151V150H139ZM142 151V150H141ZM201 151V150H200ZM231 151V150H230ZM242 151V150H241ZM9 152H11L10 150H9ZM9 152L7 153L6 151L4 152V153H7L8 154V156H9ZM12 152L10 153L11 155H12ZM78 152V151H77ZM115 152V151H114ZM181 152H182V154H181ZM186 152V151H185ZM190 152H191V154H190ZM1 154H2V152H0ZM80 153H82V152H80ZM92 153H94L93 151H92ZM124 153V152H123ZM142 153H144V152H142ZM199 153V154H200ZM245 153V152H244ZM76 154V153H75ZM78 154V153H77ZM125 154V153H124ZM186 154V153H185ZM185 154H183V155H185ZM196 154V153H195ZM15 155V156H16ZM80 155V154H79ZM83 155H85V153L83 154ZM187 155V154H186ZM196 155H198V152H197V154ZM195 155V156H196ZM258 155V154H257ZM2 156H4V155H2ZM14 155H12V157H13ZM136 156V155H135ZM134 156V157H135ZM200 156H201V154H200ZM199 156V157H200ZM244 156V155H243ZM7 157V156H6ZM10 157V159H11V161L15 158V157H13V159L11 158V156H9ZM9 157H7L8 159H9ZM57 157L59 158V159H57ZM61 157V158H62ZM76 157V156H75ZM78 157V156H77ZM80 158L82 157V155L81 156H79ZM4 158V157H3ZM7 158L5 159H3V161H7ZM16 158V159H17ZM196 158H198V157H196ZM260 158V157H259ZM0 159H1V156H0ZM20 159H21V161H20ZM48 159V162L46 161V160ZM77 159V158H76ZM79 159V158H78ZM2 160V159H1ZM1 160H0V162H1ZM15 160V159H14ZM13 160V161H14ZM83 160V159H82ZM93 160V159H92ZM120 160H122V159H120ZM138 160V161H139ZM199 160H201V159H199ZM257 160V159H256ZM10 161V160H9ZM116 161H119V162H116ZM123 161H125V160H123ZM141 161V160H140ZM202 161V160H201ZM16 162V161H15ZM14 162V163H15ZM143 162V161H142ZM40 163V164H41ZM61 162H59V164H60ZM2 164V163H1ZM77 164V163H76ZM127 164V163H126ZM137 164V163H136ZM201 164V163H200ZM6 165H8V164H6ZM16 165V164H15ZM29 165H32V167L31 168H29L28 166ZM61 166H63V164H60ZM3 166H4V162H3ZM52 166H54V165H52L51 164V167ZM10 167L12 168V167H14V165L13 166H11V164H10ZM16 167V166H15ZM37 167H38V165H37ZM41 167V166H40ZM44 167H47V166H44ZM43 167V168H44ZM113 167V169H114V166H112ZM116 167V166H115ZM120 167H121V165H120ZM1 168V167H0ZM4 168V167H3ZM17 168L15 169L17 172H18V170H17ZM33 168L31 169V170H33ZM47 169H49V168H47ZM56 169V168H55ZM54 169V167H53V171L55 170ZM9 170V169H8ZM43 170V169H42ZM45 171H46V169H44ZM120 170H122V169H120ZM119 170V171H120ZM3 171V170H2ZM5 171V170H4ZM7 171V170H6ZM10 171V170H9ZM14 171V170H13ZM16 171H14V174H15V172ZM35 171H36V169H35ZM113 171V170H112ZM127 171V170H126ZM261 171V170H260ZM16 172V173H17ZM48 172H49V170H48ZM55 172H57V171H55ZM54 172V173H55ZM105 172V171H104ZM111 172V171H110ZM25 173V171H24V173L23 172H18L16 175L17 176H15L16 178H15V183H14V192H12V193H14V195L15 194H17L16 196H20L22 199H25V201L26 202H28L29 204H28V206L30 205V202H29V200L31 201V207H32V204H36V202H33L34 201V198L36 197H34L33 196V193H34V195H35V189H34V186H32L33 184H35L36 185V183H33V181L35 182L36 180L34 179L33 181H32V171L30 172L31 173V176H30V180H29V177L27 176V174ZM35 173V172H34ZM46 173V172H45ZM54 173H51L50 172V174L52 175V174H54ZM109 173V172H108ZM112 173V172H111ZM111 173H109V174H111ZM115 173H117L116 175H115ZM123 173V172H122ZM122 173H120L121 175H122ZM3 176H4V174H3V172L1 173ZM6 174V173H5ZM8 174V173H7ZM22 174H26V175H22ZM57 174V173H56ZM113 174H111V175H113ZM246 174H248L247 175V177H249V182L247 181V182H245V179L244 178H246ZM1 175V176H2ZM34 175V174H33ZM40 175V174H39ZM42 175H43V173H42ZM41 175V176H42ZM50 175V176H51ZM55 175V174H54ZM105 175H107V174H105ZM11 176H13V175H11ZM25 176H27V178H25ZM46 176V175H45ZM56 176V175H55ZM108 176V175H107ZM110 176V175H109ZM108 176V179L110 178ZM106 177V176H105ZM111 177H113V176H111ZM121 177V176H120ZM124 177V176H123ZM178 177V178H177ZM4 178H6V176H4L3 177V179ZM12 177H10V179H11ZM43 178V177H42ZM51 178L52 177H50L49 179L51 180ZM56 177H54V179H55ZM58 178V177H57ZM56 178V181L58 182L59 180ZM107 178V177H106ZM119 178V177H118ZM117 178V179H118ZM177 178V180H175ZM260 178V177H259ZM9 179V178H8ZM48 179V178H47ZM48 179V180H49ZM54 179H52L53 181H54ZM60 179V178H59ZM221 179H223L224 181H225V183H224V185L223 186H219L216 182L219 180H221ZM248 179V178H247ZM0 180H1V177H0ZM5 180V179H4ZM13 180V179H12ZM107 180V179H106ZM175 180V181H174ZM38 181V180H37ZM36 181V182H37ZM40 181V180H39ZM44 181V180H43ZM61 181V180H60ZM135 181V182H134ZM259 181H260V179H259ZM8 182H10V181H8ZM41 182H42V180H41ZM44 182H47L46 181V179H45V181ZM55 182V181H54ZM54 182H53V185L54 186H56L55 184H54ZM105 182H107L106 184H107V186L105 187V189H106V192L104 191V193H103V191H101L100 189H102V188H99L98 187V185L99 184H102V183H105ZM7 183V182H6ZM38 183H40V182H38ZM49 183V182H48ZM50 185H51V182L49 183ZM105 184V185H106ZM217 184V185H216ZM2 185V184H1ZM8 185V186H7ZM9 185H11V184H4V186H5V189H4V191L5 192H7V193H11L10 191H12V185L11 186H9ZM45 185H47L48 186V184L46 183ZM52 185V186H53ZM104 185V184H103ZM31 186L33 187V188H31ZM99 186H102V185H99ZM227 186V187H226ZM228 186H229V188L231 187L232 188V190H231V188L229 189L228 188ZM12 187V188H11ZM41 187H42V185H41ZM44 187V186H43ZM51 187V186H50ZM104 187V186H103ZM25 188H27L28 189V191L26 192V191H24V190H27V189H25ZM49 188V187H48ZM48 188H46L47 189V191H49V193H51L50 191L53 189V188H51V189H48ZM31 189L32 190H34V191H31ZM38 189V188H37ZM40 189V188H39ZM55 189H53V190H55ZM111 189H116V190H119L118 192V194L116 195V196H114L113 197V194L112 195H110V196H112L113 197V201L111 202V204L109 205V206H111V207H108V208H106V206H104L103 208H101V207H99L98 206V204L100 203V201L102 200V202H103V200H105V199H102V197H101V195L102 194H110V191H112ZM133 189V190H132ZM40 190H42V188L40 189ZM52 190V191H53ZM229 190H231L230 192H229ZM253 190V189H252ZM1 191V190H0ZM3 191V192H4ZM38 191V190H37ZM43 191V190H42ZM202 191H206V193H204L203 194V192ZM32 192V193H31ZM39 192V191H38ZM46 192V191H45ZM199 192H202V194H199ZM44 193V192H43ZM42 193V194H43ZM81 193H83V195H81ZM111 193H114V192H111ZM230 193V194H229ZM245 193V192H244ZM1 194V193H0ZM4 194V193H3ZM6 194V193H5ZM36 194H38V193H36ZM46 194H48L47 192H46ZM116 194V193H115ZM103 196V195H102ZM107 196V195H106ZM5 197V196H4ZM8 197V196H7ZM12 197V196H11ZM18 198V199H21V198ZM104 197V196H103ZM109 197V196H108ZM15 198H17V197H15ZM15 198H14V200H15ZM38 198V197H37ZM43 198V197H42ZM41 198V199H42ZM49 198V197H48ZM48 198H46L45 197V199L47 200ZM124 198V199H123ZM245 198V197H244ZM9 199H11V198H9ZM59 199V201H57ZM112 199V198H111ZM8 200V199H7ZM12 200H13V197H12ZM13 200V201H14ZM17 200V199H16ZM43 200V199H42ZM45 200V201H46ZM9 201V200H8ZM20 201V200H19ZM22 202H24L23 200H21ZM20 201V202H21ZM37 201H38V199H37ZM41 201V200H40ZM48 201H49V199H48ZM33 202V203H32ZM44 202V201H43ZM101 202V203H102ZM105 202H106V200H105ZM109 202H110V200H109ZM109 202H107V203H109ZM229 202H231V201H229ZM244 202V201H243ZM242 202V203H243ZM250 202V201H249ZM252 202V201H251ZM16 203H18V202H16ZM90 203H93V204H90ZM14 204V203H13ZM13 204H11V205H13ZM232 204V206H233V204H234V202H231L230 203V205ZM241 204V203H240ZM19 205H20V203H19ZM49 205H52V204H49ZM96 206L97 205V208L96 207H94L93 208V206ZM104 205V204H103ZM247 205V204H246ZM7 206V205H6ZM15 206H16V204H15ZM15 206H13V207H15ZM17 206H18V204H17ZM16 206V207H17ZM26 206V205H25ZM40 206V205H39ZM43 206V205H42ZM48 206V205H47ZM100 206H101V204H100ZM241 206V205H240ZM20 207H22L21 208V212H23V210H24V207H23V204H22V206H20ZM19 206H18V208H20ZM27 207V206H26ZM31 207H29V208H26V209H31ZM35 207V206H34ZM44 207H46V206H44ZM53 207V206H52ZM99 207V208H98ZM112 207H114V209H112ZM255 207V206H254ZM261 207V206H260ZM8 208H9V206H8ZM38 208V207H37ZM48 208H50L49 206H48ZM54 208V207H53ZM61 208V207H60ZM60 208H57V210L58 209H60ZM234 208V207H233ZM244 208V207H243ZM257 208V207H256ZM5 209V208H4ZM45 209V208H44ZM52 209V208H51ZM235 209H240V208H235ZM6 210V209H5ZM11 210H12V208H11ZM16 210V209H15ZM50 210V209H49ZM53 210V209H52ZM51 210V211H52ZM241 210H242V207H241ZM26 212H27V210H25ZM24 211V212H25ZM34 211V213H35V211H36V207L34 208V210H31V212H33ZM45 211H48V209L47 210H45ZM60 211V210H59ZM63 211V210H62ZM232 211H233V209H232ZM244 211H245V208L242 210V212L244 213ZM252 211H256V210H253V208H252ZM251 211V212H252ZM258 211V210H257ZM12 212V214H14V212L13 211H11ZM17 212V210L15 211V213ZM24 212L22 213L23 215H24ZM31 212H27L28 214H30ZM50 212V211H49ZM241 212V213H242ZM19 212H17V214H18ZM25 214V216L26 215H28V214ZM42 213V212H41ZM44 214H45V212H43ZM54 213H56V212H54ZM249 213V212H248ZM253 213V212H252ZM31 214H33V213H31ZM30 214V215H31ZM47 214V213H46ZM45 214V215H46ZM51 214V213H50ZM259 214V213H258ZM262 214V213H261ZM16 214H14L13 216H15ZM20 215V213L18 214V216ZM23 215H21V216H23ZM29 215V216H30ZM33 215H36V214H33ZM37 215H39V214H37ZM36 215V216H37ZM53 215V214H52ZM55 215V214H54ZM57 215V214H56ZM61 215V214H60ZM233 215L234 216H236V217H233ZM255 215H257V214H255ZM8 216V215H7ZM18 216L16 217L17 219H19L18 218ZM28 216V217H29ZM32 216V215H31ZM30 216V217H31ZM47 216V215H46ZM46 216L44 217V218H46ZM51 216V215H50ZM104 216H107L108 217V219H102V217H104ZM248 216V215H247ZM251 216V215H250ZM20 217V216H19ZM27 217V216H26ZM26 217H22V219H20V220H22L23 222H24V220H23V218H25L26 219ZM55 217V216H54ZM61 217V216H60ZM106 217V218H107ZM240 217V216H239ZM252 217V216H251ZM8 218H11V216L9 217L8 216ZM14 218V217H13ZM21 218V217H20ZM42 218H43V215H42ZM105 218V217H104ZM241 218H243L242 220H244V216L242 217V214H241ZM257 218V217H256ZM259 218V217H258ZM5 219V218H4ZM30 219V218H29ZM28 219V220H29ZM37 219V218H36ZM48 219V218H47ZM49 219H51V218H49ZM48 219V220H49ZM57 219V218H56ZM58 219H59V217H58ZM66 219H64V221L66 220ZM246 219V218H245ZM12 220V219H11ZM16 220V219H15ZM14 220V221H15ZM32 220V219H31ZM30 220V221H31ZM34 220V219H33ZM53 220V219H52ZM61 221H63L62 220V218L60 219ZM89 221V225H84L85 224V222H83V221ZM240 220V219H239ZM19 221V220H18ZM54 221H56L55 219H54ZM80 221H82L83 223H81ZM249 221H252V220H250L249 219ZM258 221V220H257ZM21 222V221H20ZM26 222H27V219H26ZM34 222L35 223H38V219H37V222L34 220ZM43 222V221H42ZM60 222V221H59ZM66 222V221H65ZM238 222V221H237ZM247 222H248V220H247ZM16 223H17V220H16ZM16 223H14V225L16 224ZM25 223V222H24ZM24 223H22V225H24ZM28 223H31V222H29L28 221ZM50 223V222H49ZM62 223V222H61ZM251 223V222H250ZM252 223H254L253 221H252ZM258 223V222H257ZM45 224H47V222L45 223ZM67 224V223H66ZM236 224V225H235ZM254 224H256V223H254ZM9 225V224H8ZM31 225V224H30ZM41 225H43V224H41ZM40 225V226H41ZM51 225V224H50ZM54 225V227H55V225H56V223H54L53 224ZM52 225V226H53ZM58 225V224H57ZM59 225H60V223H59ZM58 225V226H59ZM243 225H245V224H243ZM34 226V225H33ZM43 226H45V225H43ZM47 226H49V225H47ZM65 226V227H66ZM236 226H238L239 227V229H238V227L236 228ZM248 226H249V224H248ZM255 226H257V225H255ZM22 227H24V226H22ZM32 227V226H31ZM54 227H50V229L53 231V228ZM57 227V226H56ZM55 227V228H56ZM19 228V227H18ZM42 228V227H41ZM48 228V230H49V227H47ZM55 228H54V233H58V231H59V229L57 230V228H56V230L57 231H55ZM262 228V227H261ZM20 229V228H19ZM33 229V228H32ZM44 230H45V228H43ZM61 229V228H60ZM236 229H238V230H240L239 232H237L236 231ZM29 230V229H28ZM31 230V229H30ZM29 230V231H30ZM35 230V229H34ZM259 230H262V229H259ZM22 231V230H21ZM33 231V230H32ZM50 231V230H49ZM61 232H62V230H60ZM60 231H59V233L58 234H60ZM64 231V230H63ZM81 231H79V232H81ZM27 232V231H26ZM43 232V231H42ZM45 232H47V229H46V231H44L43 233H45ZM67 232V233H68ZM261 232V231H260ZM22 233V232H21ZM20 233V234H21ZM25 233V232H24ZM28 233V232H27ZM49 233H52V232H49ZM48 233V234H49ZM54 233H52V236H48V237H53V236H55V238H58V239H60L59 237H56V234L55 235H53ZM33 234V233H32ZM35 234H37V233H35ZM63 234L64 233H62L61 234V237L63 236ZM66 234V233H65ZM76 235H77V233H75ZM83 234V233H82ZM86 234V235H87ZM22 235H23V233H22ZM22 235H20L21 237H22ZM25 235V234H24ZM27 235L28 234H26V239H27ZM31 234H29V236H30ZM39 235V234H38ZM43 235V234H42ZM51 235V234H50ZM66 235H68V234H66ZM86 235H84L83 236V238L84 237H86ZM18 236H19V233H18ZM17 236V237H18ZM32 236V235H31ZM35 236V235H34ZM37 236V235H36ZM44 236H46V234L44 235ZM68 236H70V234L68 235ZM79 236V235H78ZM82 236V235H81ZM80 236V237H81ZM39 237H41L40 235H39ZM39 237L38 238H35V239H39ZM47 237V236H46ZM66 237V236H65ZM65 237H63V238H65ZM73 236H71L70 238H72ZM25 238V236H23V239ZM74 238H76L75 236H74ZM23 239L21 240V241H23ZM44 239V238H43ZM42 239V240H43ZM46 239V238H45ZM52 239V238H51ZM51 239H48V241L50 242V240ZM66 240H68L67 238H65ZM64 239V240H65ZM77 239V238H76ZM78 239H79V237H78ZM241 239V242L240 243H238L237 242V240L239 241ZM15 240L16 239H14V243H15ZM56 240V239H55ZM65 240V242L64 243H66L67 241ZM83 240V239H82ZM81 240V241H82ZM19 241V240H18ZM18 241H16V242H18ZM28 241H31V240H27V242ZM53 241H54V239H53ZM70 241V240H69ZM68 241V242H69ZM85 241H86V239H85ZM26 242V243H27ZM35 242V241H34ZM49 242H47V243H49ZM61 242H63V241H61ZM236 242H237V246L235 245V246H233L234 245V243L236 244ZM258 242H261L259 245H258ZM52 243V242H51ZM71 243V242H70ZM13 244V243H12ZM17 244V243H16ZM40 244V243H39ZM42 244V243H41ZM58 244V243H57ZM56 244V246L55 247H58V245ZM60 244H62V243H60ZM59 244V247L61 248L62 246ZM75 244V243H74ZM73 244V245H74ZM22 245H23V243H22ZM21 245V246H22ZM30 245V244H29ZM29 245H26L27 247H29ZM45 245H46V243H45ZM76 245H77V242H76ZM79 245V244H78ZM85 245V247H87V245H86V243L84 244ZM83 245V246H84ZM91 245V246H90ZM262 245V244H261ZM19 246V245H18ZM26 246H24L23 248L24 249H26ZM33 246V245H32ZM44 246V245H43ZM49 248H50V246L49 245H47ZM65 246V245H64ZM72 246V245H71ZM31 247V246H30ZM35 247H36V245H35ZM70 247V246H69ZM74 247V246H73ZM246 247V248H245ZM32 248V247H31ZM43 248V247H42ZM47 248L48 249V251H50V249L52 248ZM54 248V247H53ZM60 248H58V250L60 251ZM40 249V248H39ZM44 249H46L45 247H44ZM43 249V250H44ZM62 249V248H61ZM70 249V248H69ZM72 249H74V248H72ZM106 249H110V250H112L111 252H113L114 250H116V251H118V253H114V254H105V251H106ZM251 249H255L256 250V254H253V252H251L250 250ZM22 250V249H21ZM34 250V249H33ZM41 250V249H40ZM53 249H51V251H52ZM57 250V249H56ZM64 250V249H63ZM66 250V249H65ZM71 250V249H70ZM75 250V249H74ZM254 250V251H255ZM24 251V250H23ZM36 251H38V249L36 250ZM35 251V252H36ZM48 251H46V252H48ZM59 251H56V252H59ZM73 251V250H72ZM64 252H65V254H66V251H63V254H64ZM43 253V252H42ZM44 253H45V251H44ZM49 253V252H48ZM47 253V254H48ZM51 253V252H50ZM53 253V252H52ZM67 253H69L70 255L73 253H71V252H67ZM76 253V252H75ZM35 254V253H34ZM54 254V253H53ZM52 254V255H53ZM56 254V253H55ZM59 254V253H58ZM94 254V255H93ZM19 255V254H18ZM26 255H28V254H26ZM25 255V256H26ZM46 255V254H45ZM44 255V256H45ZM49 255V254H48ZM80 255V254H79ZM86 255V256H87ZM16 256H17V254H16ZM38 256H40V255H38ZM42 256V255H41ZM64 256V255H63ZM14 257V256H13ZM21 257V256H20ZM19 257V258H20ZM30 257V256H29ZM45 257H47V256H45ZM44 257V258H45ZM55 257V256H54ZM54 257H53V259H54ZM56 257H57V255H56ZM77 257V256H76ZM15 258V257H14ZM23 258V257H22ZM21 258V259H22ZM38 258H42V257H38ZM71 258V257H70ZM82 258V257H81ZM86 258V257H85ZM94 258V259H95ZM24 259V258H23ZM29 259V258H28ZM31 259V258H30ZM78 259V258H77ZM76 259V260H77ZM7 260V259H6ZM5 259H4V261H6ZM14 260V259H13ZM12 260V261H13ZM25 260H27V257H26V259ZM40 260H42V259H40ZM46 260V259H45ZM58 260V259H57ZM3 261V260H2ZM12 261H10V262H12ZM15 261V260H14ZM28 261V260H27ZM70 261V260H69ZM68 261V262H69ZM15 262H19V261H15ZM32 262V261H31ZM34 262H35V260H34ZM41 262V261H40ZM73 262V261H72ZM82 262V261H81ZM80 262V263H81ZM25 263H27V262H25ZM28 263H29V261H28ZM42 263V262H41ZM75 263V262H74ZM79 262H78V264H80ZM94 263V262H93ZM17 264V263H16ZM22 264H24V262L22 263ZM102 264V263H101Z\"/></svg>",
	"mask_w": 264,
	"mask_h": 264
},
{
	"label": "rangeland",
	"instance_id": "obj_2",
	"mask_svg": "<svg viewBox=\"0 0 264 264\" xmlns=\"http://www.w3.org/2000/svg\"><path fill=\"white\" fill-rule=\"evenodd\" d=\"M78 1V2H77ZM83 1H86V2H83ZM91 1V2H90ZM94 0H0V94L1 95H3L2 93H3V91L5 90V89H7V85H8V88H12V87H14L15 85H17V81L19 82V80L21 81V80H23L24 81V83L25 82H27V83H31V84H35V86H38V87H43L46 83H48L49 81H50V79L48 80V78H49V76L51 75V73H50V71H49V69L50 68H52L51 67V65L53 64V65H55V62H56V64L59 62V63H62V61H63V52L61 53V51H62V47H63V45L64 44H67L69 41H66V40H68V39H70V41L71 42H75V44H79V45H82L83 46V48H84V50L85 51H89L90 53H87L88 54V56L91 54V52H92V54H91V56H87V54H81V57H82V55H84V57H82L83 59H82V62H83V60L86 58V57H88V58H86L87 60V62L84 60V62H83V64H82V66L84 67V65L85 64H87V66H90V65H94L99 59H101V57L99 56V55H103L102 56V61H104V58L106 59V57H107V55L110 57V58H108L107 57V64L108 65H106L107 66V68H109V69H107V68H105L106 66L105 65H103V67H104V69H107L106 71H104V69H102L101 71H100V73L98 74V76H93V78H95V81L94 80H92L91 82L89 81V80H87V79H80V81L81 82H79L80 83V85L81 86H84V84L85 85H87V84H89V82H90V84L91 83H94V84H91V85H93V87H98V88H94L95 89V91H94V89L91 87V86H87V88L88 89H86L85 88V90H82L81 91V93H82V95L80 94V92L78 93V95L79 96H82L83 97V99H80V98H82V97H77L78 95H76L75 96V98L77 99V98H79L78 100L81 102V105L82 106H78L79 107V109H81V108H83V110L85 111V113L87 114V113H93V115L95 116V115H97L96 116V118L90 123V124H83V128H82V126L79 128L80 130H78L77 128H73L72 129V131H71V134L72 135H74V136H72L73 138H77V136H78V138H80V140H82V138L80 137V136H82L83 134H85V137L83 138V142H82V144L80 145V144H78L77 142H74V143H76V144H74V148L72 147V151L73 152H75V153H70V155H72L73 156V158L76 160V162H75V166L77 165L78 167L81 165V166H83V165H87V164H89V163H91V161H94V159H95V157L97 156V154H96V156L95 155H93V154H95L96 152L94 151V150H97V151H100V149H101V151H102V153H104L103 152V150H105V152L107 151H109L111 148H112V152L111 153H116L117 151H118V148H120L119 150H123L124 149V153L122 152V154L121 153H119V156L121 157L120 159H122V160H120L119 159V161H121V162H119V161H116V162H119L120 164H118V163H116L115 165H112V166H114V169H113V167L111 166V168H110V170L109 169H107V170H103V172L102 173H104V178H105V181H116V180H122V179H120V178H125V176L126 175H128V174H131L133 171L130 169V171H132L131 173H129L130 171H129V169H125V173H124V168L125 167H128V166H125V165H128L129 163L131 164L133 161L132 160H136L137 158H138V155L141 157L142 155L144 156V158H141L139 161L137 160L135 163H133V164H135V165H137V167H138V165L139 164H141V163H144V160H145V156L146 157H150L149 156V154H148V152L150 153V151L151 152H153L154 151V146H153V143H152V130H151V128L150 127H152V124L154 123V121H155V118L154 117H156V115L158 114L159 116H157V117H159L160 118V127H159V129H160V131H159V140H161V138H162V140H164V139H167V140H164V142H169V138H166L167 136H168V133H170V131L174 128V125L176 124V121L178 122V119L176 120V118H177V116L180 114V113H182L183 112V110L184 111H187L188 109L190 110V108L189 107H191V106H194L193 105V103L194 104H197L198 103V100L200 99V92L199 91H201V88L198 86V84H197V81H195L194 80V77H195V73H194V71H195V69H194V64L196 63V61L197 60H199L200 58H202L203 56L205 57V54H207L208 53V50H209V46L211 45V48H213L212 46H214V44L212 43L214 40H215V36H214V38H213V36H210L209 35V33H208V21H206L205 23H204V25H203V27L205 28H202L201 30H203V31H198V30H196L197 29V25H194V27H192V26H187V25H189V24H186L185 23V25H184V23L182 24L183 26H178V24H176V22H177V20H172V16L174 17V16H176V15H174V14H178V13H180V11H179V7L181 8V7H184L186 4L185 3H183V2H181V4H183V5H181V4H179V5H173V4H170V1L169 0H164V2H163V0L162 1H160V0H152L151 2H150V0H100V1H102V2H99L98 0H95L94 2H93ZM123 1V2H122ZM131 1H132V3H131ZM135 1V3H133ZM145 1V2H144ZM147 1V2H146ZM154 1H155V3H159V5H157V4H155L154 3ZM157 1V2H156ZM232 1H234V0H232ZM81 2H82V4H81ZM99 2V3H98ZM104 2V3H103ZM120 3L119 5L118 4H115V3ZM138 2V3H137ZM241 2V4L243 3V1H240ZM240 2L238 3V4H240ZM256 2H258V3H256ZM256 4H254V6L256 7V5H258L260 8L262 7V8H264V4H262V3H264V0H256ZM98 3V4H97ZM106 3V4H105ZM115 5H114V4ZM127 3H129L128 4V6H127ZM149 3V4H148ZM153 3L155 4V5H153ZM160 3H161V5H163L164 7H165V9H166V7H167V9H166V12L165 13H168V17H170L171 18V20L170 21H168L169 19H168V17H166V18H163L160 22H158V27L156 28V27H154L153 29H151L150 28V26H148V24H145L144 25V27L145 28H148V30H147V32L146 31H138V33H139V35H141V36H139L138 35V33H137V35L139 36H135L136 38H134V34H136V30L135 29H133L135 32H131V30L129 31L130 32V34H131V36L133 35V37H132V39L133 40H135V39H137V40H139L140 39V42H135V46H137V44H138V46L135 48L136 50H140V51H138V52H140L139 53V58H136L135 57V61L137 60V62L138 63H136L135 61H134V51H133V49H131L129 46H125L124 44H123V42H121V44H123V46H125L126 48L128 47V48H130V50L128 49V51H127V49L125 48V47H123V60H122V62L124 63V61H125V63L126 64H128V62H129V64H133V61H134V65H126L125 63L123 64L122 62H120L121 64V68H125V69H127L128 70V73H126V72H122V73H125V74H122L120 71H119V75L120 74H122L121 76H122V79L123 78H125V81L123 82V80L122 79H120L119 80V78L117 77V74H116V72L117 71H115L114 69H116V68H114L113 66H112V64H114L115 62L114 61H116V59H114V58H116V56L113 54V56H111V55H109V54H107L108 53V51L106 50V51H104V52H100V49H99V51H98V53H97V51L95 50L96 48V46L98 47V46H100V44L101 45H105L106 47H107V43H103L104 41L103 40H101V38H102V35H103V31L102 30H104V33H106V31L105 30H107V33L109 32V34H107V35H110L111 34V31H109V30H112V29H109V28H111V26H110V22H111V20H113V16H115V14L114 13H116V10L118 11V9H119V11L117 12V13H120V12H123L124 10L123 9H127V10H130L131 8H134V7H137L139 4V6H141L142 8H144V10L145 11H148V9L147 8H149V9H152V7L154 8L156 5L157 6H160ZM169 3V4H168ZM84 4V5H83ZM101 4V5H100ZM109 4V5H108ZM126 4V5H125ZM135 4H137V5H135ZM149 5V7H147L148 5ZM93 5V6H92ZM98 5H100V6H98L99 7V9L98 8H96ZM104 5H105V7H104ZM112 5V7H110ZM121 5H123L124 6V8H123V6H121ZM133 5V6H132ZM144 5V6H143ZM151 5H152V7H151ZM103 8H102V7ZM109 6V7H108ZM116 6H118V7H116ZM120 6V7H119ZM156 6V7H157ZM202 6H204V4L202 5ZM258 6H257V8H254L253 6H250V5H248V4H245L244 6H240L241 7V9H240V11L242 12V11H244V12H242L241 13V18H243L242 20V22H243V24H244V33H246V34H244L243 35V37H244V41L243 42H241L240 44H239V49H238V51H239V56H237V59L239 60V58H241V60H236L235 59V61H231V60H228V62H227V60H223L222 62H227V63H229V64H227L226 65V63L224 64V68H225V72L227 73V74H229L228 75V78H227V74L226 73H224L223 72V77H224V79H228L229 81H230V86L233 84V82H234V84L231 86V87H233L234 88V93L235 94H233V91H232V88H230L231 89V92H229L228 93V91L226 92V94L227 95H229L230 93H232V94H230V96H234V95H236V93H238V95H237V97L236 96H234L233 97V100H232V97H230L229 96V98L226 96V97H223L224 99L226 98H228V100H224L223 99V101L220 99V103L223 105V108H221V107H219L218 109H219V113H221L219 116H218V118L216 119L215 118V120L214 121H216V122H214V121H211L210 120V123L209 122H207L208 124H205V125H207V126H205V128H203L202 127V125H200V127H202V128H200L199 126L197 127H195V125H191L190 127H194L195 129H197V128H200L201 130H206V131H204V133H203V131L202 132H199L198 130H200V129H197V130H195L194 128V130H195V135H194V132H193V136H194V138H195V142L194 143H196V145H194V143H193V145L195 146V148H196V146L197 145H199V144H201V142L200 141H202V144H204V145H202L201 144V146L203 147H205V148H203L202 149V147L200 148V147H198L197 146V149L199 148V150H197V149H193V151L192 152H195V151H197L198 152V155H196L197 154V152H195V153H193L192 155H194V157L195 158H193V159H198L197 161H200V163H197V164H195V162H196V160H194L195 162H194V165H202L204 162H205V157L204 156H202V153H200V152H203L204 151V153H203V155L205 154V152H206V150H208V151H210V150H212L211 149V147L212 146H214V148H216L217 146H219V145H224V142H225V145L226 144H228V142H230V140H231V142H230V144H229V148H227V153H231L233 150L235 151V149H237L236 147H234V146H236V144L234 145L233 144V139L235 138V139H237V140H235L236 142L238 141V139H240L239 141L241 142V141H244L245 142V145H247L246 147H243V148H240V150H239V152L242 154V156H241V158L242 157H246L247 155H251V154H249V153H253L254 152V150H255V152H256V157L253 159V158H251L250 160H252L253 162L255 161L256 163H257V165L260 167V170H259V173L257 174V182H256V184L257 185H254L253 187H252V189L250 188V189H248L247 190V188H249V187H246V189L244 190V192H241V196H242V202L240 201V203H239V207H237L238 205H237V202H235L234 200L232 201L231 199H234L233 198V196L234 195H232L231 196V194L233 193L232 191V188H231V190H229V192L231 193H229L230 195L229 196H227L228 198L227 199H229L228 200V204H229V212H234L235 211V213H234V215L237 213V214H239V215H236L238 218H234V219H236V220H234V221H236V224L238 223L239 225H240V230H245V228H246V230L247 231H249L248 230V228H250V230L252 229L251 227H253L254 229H255V232H257V234L259 233V235H262L261 233H264V124H262V123H264V118H262V117H264V91H261V90H264V80H262V79H264V78H262V77H264V74H261L260 72L261 71H264V67H262V66H264V63H262V62H264V58H262V57H264V54H262L261 55V53H258L257 54V56H260V58L259 59H257L258 57L255 55V53H253L254 51V43L255 42H253V39H254V41H255V39L257 38L256 36L259 34L258 32V30H259V27H260V24L258 23V20H259V15L261 14V12L259 11L260 9L258 8ZM94 7V8H93ZM101 7V8H100ZM113 7H115L116 8V10H115V8L112 10V8ZM128 7H131V8H129L128 9ZM106 8V9H105ZM110 9V10H108V9ZM123 10H121V9ZM205 8V6L204 7H202V9H204ZM254 9V10H252V12L253 13H251V11H250V9ZM100 10L101 12H103V10H104V12L106 13L107 11V13L106 14H104V12H103V17H104V19L105 18H107V14H109V16H108V18L107 19H105V21H106V25H108V26H105V25H101V24H99V22L101 21V18H99V16H97V15H99V12L100 11H98V10ZM103 9V10H102ZM173 9V10H172ZM257 9V10H256ZM84 10V11H83ZM169 12H168V11ZM110 11V12H109ZM113 11H114V13H113ZM149 11H151V10H149ZM173 11V12H172ZM85 12V13H84ZM172 12V13H171ZM176 12V13H175ZM245 12H246V14H247V16H245L244 14H245ZM254 12H256L257 14H254ZM98 13V14H97ZM113 13V14H112ZM89 14V15H88ZM140 13L138 12V15H139ZM162 13H158L157 15H156V17H159V15H161ZM172 14V15H171ZM244 16H243V15ZM252 14H253V16H252ZM259 14V15H258ZM73 15H75V16H73ZM77 15V16H76ZM81 15V16H80ZM84 15V16H83ZM91 15H93V16H91ZM96 15V16H95ZM100 17H102V14L100 13ZM136 15H137V13L135 14V15H132V16H134V17H136ZM137 15V16H138ZM258 15V16H257ZM68 16V17H67ZM87 18H86V17ZM89 16H91L90 18H89ZM201 16V15H200ZM72 17V18H71ZM75 17H76V19H78V20H73V19H75ZM98 17V18H97ZM102 17V18H103ZM113 17V18H112ZM134 17H132V18H134ZM184 17V16H183ZM257 17H258V19H257ZM68 18V19H67ZM91 19V18H93V19H91V21L93 20V23H90V20L89 19ZM111 18V19H110ZM155 18V17H154ZM246 18V19H245ZM253 18H255L256 20H254ZM67 19V20H66ZM84 19V20H83ZM95 19H99L98 21L99 22H97V20H95ZM152 19V18H151ZM158 19V18H157ZM69 20V21H68ZM71 20H72V22H71ZM87 20H89V21H87ZM109 20H110V22H109ZM245 20V21H244ZM95 21V22H94ZM246 21H247V23H246ZM251 21V22H250ZM256 23H255V22ZM79 24H78V23ZM83 22H85V23H83ZM89 24H88V23ZM98 24H97V23ZM153 23H155L156 24V22H154V21H152ZM169 22V23H168ZM174 24H173V23ZM245 22V23H244ZM253 22H254V24H253ZM139 23V22H138ZM137 23V24H138ZM171 23V24H170ZM71 24H73V25H71ZM77 24V25H76ZM82 24V25H81ZM88 24V25H87ZM92 24V25H91ZM93 24H94V26H93ZM98 26H96V25ZM162 24V25H161ZM176 24V25H175ZM250 24H252L251 26H250ZM259 25V26H257V25ZM75 25V26H74ZM80 25V26H79ZM101 25V26H100ZM146 25H147V27H146ZM72 26V27H71ZM105 27V28H103V29H101V27ZM110 26V27H109ZM165 26V27H164ZM178 26V27H177ZM195 26H196V28H195ZM246 26H248V27H246ZM254 26V27H253ZM256 26V27H255ZM71 27V28H70ZM75 27V29H73ZM89 28V30L87 29V28ZM93 27V28H92ZM106 27H108L107 29H106ZM160 27V28H159ZM190 27V28H189ZM258 27V28H257ZM96 28H98V29H96ZM164 28H166V29H164ZM249 29V30H246V29ZM253 28H254V30H253ZM68 29V30H67ZM151 29V30H150ZM159 29V30H158ZM255 29H257V30H255ZM70 30V31H69ZM74 30V31H73ZM98 30V31H97ZM101 30V31H100ZM132 30V31H133ZM150 30V31H149ZM191 30H193V31H191ZM73 31V32H72ZM79 31H81V32H79ZM86 31V32H85ZM90 31V32H89ZM92 31H96V32H92ZM99 31H100V33H99ZM113 31V30H112ZM191 31V32H190ZM198 33H197V32ZM246 31V32H245ZM72 32V33H71ZM75 32V33H74ZM79 32V33H78ZM145 32V34L147 35V36H144V37H142L143 36V33ZM199 32H201V33H199ZM203 32V33H202ZM249 32V33H248ZM252 32H255V33H253V35L255 36H252ZM69 33V34H68ZM89 33V34H88ZM114 33V32H113ZM133 33V34H132ZM251 33V34H250ZM72 34V35H71ZM84 34H88V35H91V34H93V35H95V36H91V38L93 39V41H92V39L90 38V36L88 37V35L86 36H82V35H84ZM98 36H100V37H97L96 38V36L97 35ZM102 34V35H101ZM243 33H241V35H242ZM248 34V35H247ZM69 35V36H68ZM77 35H79V37L77 36ZM81 35V36H80ZM66 36V37H65ZM251 36H252V38H251ZM68 37V38H67ZM70 37V38H69ZM79 39H78V38ZM85 37H88V38H85ZM245 37H248V38H246L247 40H245ZM66 38V39H65ZM86 40H85V39ZM100 38V39H99ZM143 38H146V39H144V40H146V43H144V40H143ZM152 38V39H151ZM211 38L213 39L212 41H211ZM72 39V40H71ZM81 39V40H80ZM84 39V40H83ZM99 39V40H98ZM155 39V40H154ZM251 39V40H250ZM45 41L46 42V45H45V42H42V41ZM47 40V41H46ZM49 40V41H48ZM58 42H56V41ZM63 40H64V42H63ZM96 40H97V42H98V44H97V42H96ZM143 40V41H142ZM184 40V41H183ZM208 40V41H207ZM248 40H250L251 41V43H249L250 41H248ZM43 43V45L40 43ZM53 43V44H50L51 42ZM80 41V42H79ZM83 41L86 43V45L85 44H81V43H83ZM91 43H90V42ZM103 41V42H102ZM150 42V43H148V42ZM154 41V42H153ZM183 41V42H182ZM207 41V42H206ZM245 41H247V42H245ZM35 43V45H34V43ZM48 42V43H47ZM56 42V43H55ZM60 42V43H59ZM92 42H94V44L92 43ZM99 42H100V44H99ZM143 42V43H142ZM152 42V43H151ZM178 42H179V44H178ZM33 43V44H32ZM137 43V44H136ZM140 43H141V45H140ZM151 44L150 46L148 45V44ZM175 43V44H174ZM243 43V44H242ZM247 43L248 44H251V46H252V48H251V46L249 45H247ZM61 44H63V45H61ZM89 44H91V45H89ZM213 44V45H212ZM246 44V45H245ZM23 45H25V46H23ZM34 45V46H33ZM39 45V46H38ZM52 45V46H51ZM61 45V46H60ZM92 45H94V46H92ZM175 45H179V46H181L182 47V45L183 46H185L187 49H186V51H184V53H182V54H180V57H179V54H177V52H174L175 50L173 49V48H176V46ZM242 45V46H241ZM23 46V47H22ZM31 46H33L32 48H31ZM38 46V47H37ZM43 46V47H42ZM85 46V47H84ZM92 46V47H91ZM141 46V47H140ZM152 46V47H151ZM157 47V48H155V49H158V50H155V51H153V47ZM175 46V47H174ZM245 46V47H244ZM25 47V48H24ZM39 47H41V48H39ZM54 47H55V49H54ZM57 47V48H56ZM59 47H61L60 49L61 50H59ZM89 47V48H88ZM90 47H91V50H94V51H91L90 50ZM140 47V48H139ZM147 47V48H146ZM148 47H149V49H148ZM166 47V49H164ZM170 47H173V48H169ZM241 47V48H240ZM246 47H248V48H246ZM249 47L252 49H249ZM24 48V49H23ZM34 48V49H33ZM47 48H48V50H47ZM64 48V47H63ZM87 48V49H86ZM93 48V49H92ZM110 47H108L107 49H109ZM126 50H125V49ZM142 48V49H141ZM143 48H144V50H143ZM150 48H152L151 49V51H150ZM169 49V51H167L168 49ZM245 48V49H247L248 50V52H246L247 50H243V49ZM52 49V50H51ZM160 49V50H159ZM163 49H164V51H163ZM50 50V51H49ZM146 50V51H145ZM174 50V51H173ZM47 51V52H46ZM60 51V54H62V55H60L58 52ZM87 51V52H88ZM128 52V54H129V58H128V54L127 53H125V52ZM133 51V52H132ZM141 51H143L142 53H141ZM171 51L172 52H174V53H172L171 54ZM204 51V52H203ZM206 51H207V53H206ZM238 51L236 52V54L238 53ZM249 51H253L251 54H249L250 52ZM45 52V53H44ZM130 52V53H129ZM148 52V53H147ZM48 53V54H47ZM94 53V54H93ZM100 53V54H99ZM106 53V54H105ZM149 53H151V54H149ZM168 53H170V54H168ZM242 53V54H241ZM243 53H244V55H243ZM46 54V55H45ZM51 54V55H50ZM53 54H55V55H53ZM96 54V55H95ZM99 54V55H98ZM125 54V55H124ZM146 54H148V55H146ZM174 54H176V55H174ZM242 56H241V55ZM249 54V55H248ZM50 56V57H48V56ZM60 55V56H59ZM85 55H86V57H85ZM94 55V56H93ZM97 55L99 56V57H97ZM142 55V56H141ZM151 55V56H150ZM170 55H172V56H170ZM251 55H252V57H251ZM44 56V57H43ZM46 56V57H45ZM56 56V57H55ZM79 56H80V53H79ZM133 58V61L132 60H130V58L131 57ZM166 56H168L169 58H166ZM178 56V57H177ZM244 56L246 57V58H244ZM249 56V57H248ZM254 56V57H253ZM255 56H256V58H255ZM51 57H53V58H51ZM171 57H173V58H171ZM175 57V58H174ZM50 58V60H47V59H49ZM58 58V59H57ZM77 58V57H76ZM94 58V59H93ZM96 58V59H95ZM98 58V59H97ZM113 58V60H111ZM180 58V59H179ZM262 58V59H261ZM31 59V60H30ZM37 59V60H36ZM60 59H62V61H59ZM78 59V58H77ZM90 59H92V60H90ZM111 60V62L109 61V60ZM129 59V60H128ZM164 59V60H163ZM170 59V60H169ZM246 59H248L247 61H246V63L244 62ZM250 59V60H249ZM257 59V60H256ZM260 59L262 60V61H260ZM20 60H21V62H20ZM26 60V61H25ZM30 60V61H29ZM36 60V61H35ZM53 60H54V62H53ZM57 60V61H56ZM96 60V61H95ZM176 60V61H175ZM46 61V62H45ZM90 61H91V63H90ZM127 61V62H126ZM130 61L132 62V63H130ZM179 61H181V62H179ZM230 61V62H229ZM237 61V62H236ZM252 61H253V63L255 64L256 63V65H253V63H252ZM258 61V62H257ZM28 62H30V63H28V65H27V63ZM32 62H33V64H32ZM40 62V63H39ZM45 62V63H44ZM48 62H50V63H48ZM114 62V63H113ZM178 62V63H177ZM234 62V63H233ZM35 63H38V64H35ZM46 63H47V67H44V66H46ZM57 64L58 66H59V72H63V70H61V69H63V68H60V67H62L61 66V64ZM88 63H89V65H88ZM154 65H153V64ZM180 63V64H179ZM231 63H233L234 64V67H233V65L231 64ZM235 63H237L236 65L238 66V68H237V66L235 65ZM243 65H242V64ZM249 63V64H248ZM250 63H252V64H250ZM261 64V67H259L260 65L259 64ZM22 64V65H21ZM25 64H26V66H25ZM31 64V65H30ZM41 64V65H40ZM104 64H106V62L104 61ZM111 64V65H110ZM177 64H179V65H177ZM239 64H240V66H239ZM259 66H258V65ZM25 66V67H28L29 65V67L26 69L25 67H24V70H23V67L22 66ZM37 65V66H36ZM43 65V66H42ZM50 65V68L48 69V66ZM52 65V66H53ZM110 65V66H109ZM123 65V66H122ZM181 65L184 67H181ZM229 65H231L232 66V68H231V66L229 67ZM250 65V66H249ZM20 66H21V68H20ZM31 66H33V67H31ZM86 66V65H85ZM109 66V67H108ZM112 66V67H111ZM128 66V67H127ZM132 67V69H131V67ZM177 66V67H176ZM253 66H255V67H253ZM36 67H37V69H36ZM43 67V68H42ZM127 67V68H126ZM188 68V70H190V67H191V71H193L192 73H191V78L188 80V81H184V79H181L182 81H180V83H176V84H174V83H169L172 87H170V85L169 84H167V85H164L165 84V79H169V81L172 79V77L170 76V74H169V78H167L168 76V74L167 73H170V69H171V71H173V70H176L177 68H179V72H186L187 71V69L186 68ZM193 67V68H192ZM236 67V68H235ZM256 67H259L258 68V70L256 69ZM33 68H35V69H33ZM43 70V72H41L42 70ZM46 68H47V70L49 71V73L47 72V70H46ZM112 68V70H110ZM169 68V69H168ZM247 68V69H246ZM29 69H30V72H29ZM32 69V70H31ZM184 69V70H183ZM228 69V70H227ZM230 69H232V70H230ZM236 69V70H235ZM239 69H241V70H239ZM245 71H244V70ZM249 69V70H248ZM255 69V70H254ZM20 70V71H19ZM28 70V71H27ZM34 70H36V72L34 71ZM38 70V71H37ZM44 70H45V72H44ZM51 70V69H50ZM119 70V69H118ZM135 70V71H134ZM168 70V72H166ZM234 70L236 71V72H234ZM253 70V71H252ZM260 70V72H258ZM32 71V72H31ZM52 71V70H51ZM103 71L106 73V75H104V73H103ZM113 73H111V72ZM131 71V72H130ZM137 71V72H136ZM230 71H231V73H230ZM237 71H239L238 73L240 74V72L241 71H243V72H241V77H240V75L237 73ZM254 71H257L256 73L254 72ZM24 72V73H23ZM40 72V73H39ZM107 72H108V75H107ZM133 72V73H132ZM247 72V73H246ZM251 72V73H250ZM253 72V73H252ZM44 73H45V75H44ZM133 75H132V74ZM140 75H139V74ZM250 73V75H248ZM262 75H260V74ZM262 73H264V72H262ZM41 74V75H40ZM47 74H49V76H47ZM101 74V75H100ZM135 74V75H134ZM224 74L226 75V76H224ZM236 74H238V75H236ZM245 74V75H244ZM254 74V75H253ZM255 74H258L257 75V77L255 76ZM44 75V76H43ZM111 75V76H110ZM132 75V76H131ZM144 77H143V76ZM247 75H248V77H247ZM31 76H34V77H31ZM35 76L38 78V79H36L35 78ZM38 76H40V77H38ZM41 76H42V78H41ZM90 76H91V73H90ZM89 76V77H90ZM110 76V77H109ZM117 77V79L115 78V77ZM125 76V77H124ZM139 76V77H138ZM232 76V77H231ZM254 77L252 80L254 81H252L253 82V85H252V82H248V81H251L250 79L252 78V77ZM260 76H261V78L262 79H260L259 81H261L262 83H258L259 81H258V77L260 78ZM46 79L47 78V80L46 81H48V82H44V78ZM85 77H87L86 75H85ZM98 77H99V79H98ZM109 77V78H108ZM132 77H133V79H132ZM134 77H136V78H134ZM150 77V78H149ZM229 77H231L232 78V80L229 78ZM239 77L241 78V79H239ZM245 78L244 80H243V78ZM255 77H256V79H255ZM92 78V79H93ZM101 78L103 79V80H101ZM107 78V79H106ZM110 78H112V79H110ZM114 78V79H113ZM129 78H131V79H129ZM139 80H138V79ZM141 78H144V79H141ZM147 78H149L148 80H145V79H147ZM42 79V80H41ZM98 79V80H97ZM106 79V80H105ZM129 79V80H128ZM136 81H135V80ZM153 79V82H154V84H151V86H145L144 87V83H146L147 81H151ZM161 79H164L163 80V82H162V80ZM248 79V80H247ZM14 80V81H13ZM61 80H64L63 78H60V81ZM88 82H87V81ZM96 80H97V82H96ZM116 80V81H115ZM118 80V81H117ZM140 80H142V82L143 83H141V82H138V81H140ZM159 80H161V81H159ZM240 80V81H239ZM67 81V82H66ZM77 81V80H76ZM134 82V84H133V82ZM146 81V82H145ZM242 81V82H241ZM244 81V82H243ZM255 81H257L256 83H255ZM22 82V81H21ZM35 82V83H34ZM125 82H127V83H125ZM130 82V83H129ZM136 82H138V83H136ZM158 82H160V83H158ZM240 82V83H239ZM50 83V82H49ZM48 83V84H49ZM61 83V84H60ZM65 83H69V84H72V86L75 84V85H77L78 83H76L75 82V80L73 81V83L70 81H68V80H65ZM117 83V84H116ZM118 83H119V85L120 86H118ZM121 83V84H120ZM129 83V86L127 85ZM131 83H132V85H133V87H131V90H130V93H133V94H131L132 95V97H130L131 95H129V100L131 99V101H129V100H124L127 96H125V95H123L124 93L123 92H125V90H126V87H130V86H132L131 85ZM136 83V84H135ZM140 83V84H139ZM241 84V85H239V84ZM245 83V84H244ZM248 83H250L251 85L250 86H247V85H249ZM258 83V84H257ZM48 84H46V85H48ZM63 84V85H62ZM89 84V85H90ZM123 84H125V86H123ZM158 84H159V86H158ZM174 84V85H173ZM255 84H257V85H255ZM59 85L61 86H64V82L62 83V82H59ZM75 85L73 86L74 88H76L75 87ZM95 85H97V86H95ZM115 85H116V88L114 89V87H115ZM135 85V86H134ZM163 85V86H162ZM234 85H235V87H236V85H237V87L235 88L234 87ZM244 85V86H243ZM65 86H67L66 84H65ZM102 86V87H101ZM105 86V87H104ZM114 86V87H113ZM118 86V87H117ZM141 86H143V87H141ZM243 86V87H242ZM248 87V88H246V87ZM253 86V87H252ZM259 86V87H258ZM5 87V88H4ZM46 87H48V86H46ZM113 87V88H112ZM123 87V88H122ZM166 87H168V88H166ZM244 87H245V89H247V91L244 89ZM65 88V87H64ZM103 88V89H102ZM120 88V89H119ZM122 88V89H121ZM139 88V89H138ZM140 88H142V90H140ZM92 89V90H91ZM102 89V91H100ZM125 89V90H124ZM165 89H167V90H165ZM116 90L118 91V90H120V91H118V92H116ZM136 90H139V92L138 91H136ZM227 90H229V89H227ZM245 90V91H244ZM93 92V93H91V92ZM98 93H97V92ZM104 91V92H103ZM135 91V92H134ZM240 91V92H239ZM88 93V97H89V94H90V97L92 98H85V97H87V93ZM90 92V93H89ZM122 92V93H121ZM140 92H141V94H140ZM145 92V93H144ZM166 94H165V93ZM167 92H169V93H167ZM241 92H243V93H241ZM248 92V93H247ZM262 92V96H261V93ZM100 93V94H99ZM134 93H138V95L136 96V97H140V99H142L143 101H141L142 103H136V100H137V98H135V95H134ZM147 93V94H146ZM163 95H162V94ZM241 93V94H240ZM92 94H95V95H92ZM98 94H99V96H98ZM170 94V95H169ZM224 96H225V93H222ZM244 94V95H243ZM256 94V95H255ZM0 95V96H1ZM84 95H86V96H84ZM92 95V96H91ZM117 95V96H116ZM123 95V96H122ZM141 95V96H140ZM161 95V96H160ZM165 95V96H164ZM169 95V96H168ZM253 95H255L254 97H253ZM94 96H96V97H99V101H98V98H96V97H94ZM156 96H158V97H156ZM261 96V97H260ZM134 97V98H133ZM171 99H170V98ZM1 99H0V107L1 106H9L10 107V105L9 104H7V103H5L4 104V102H2L1 100H2V97H0ZM84 98H85V100H84ZM95 98L97 99V101H95ZM107 98V99H106ZM118 98V99H117ZM121 98V99H120ZM123 98V99H122ZM144 98V99H143ZM154 98V99H153ZM156 98V99H155ZM158 98H160V100L158 99ZM198 98V99H197ZM255 98H256V100H255ZM261 98V99H260ZM86 99H87V101H86ZM89 99L91 100V101H89ZM94 99V100H93ZM114 99V100H113ZM119 99H120V101H122V104H120L121 102L119 101ZM127 99V98H126ZM195 99V101H197V103H195V101L193 102V100ZM197 99V100H196ZM82 100H83V103L86 101V102H88V104H86V102H85V104L83 105V103H82ZM105 100V101H104ZM171 100V101H170ZM180 100V101H179ZM248 100H249V102H248ZM94 101V102H93ZM116 101V102H115ZM126 102V103H123V102ZM127 101H129V102H127ZM232 101V102H231ZM253 101H254V103H253ZM1 102H2V104H4V105H2L1 104ZM90 102V103H89ZM98 102V103H97ZM143 102L145 103V104H143ZM152 102H154V103H152ZM193 102V103H192ZM222 102H225V103H222ZM231 102V103H230ZM243 102V103H242ZM259 104H258V103ZM95 103V104H94ZM157 103V104H156ZM233 103V104H232ZM242 103V104H241ZM250 103V104H249ZM256 103V104H255ZM98 104V105H97ZM138 104V105H137ZM154 104H156V105H154ZM226 104V105H225ZM254 104V105H253ZM85 105H87V106H85ZM90 105V106H89ZM122 105V106H121ZM221 105V106H222ZM231 105V106H230ZM238 105V106H237ZM244 105H246V106H248V107H245ZM12 106V105H11ZM93 106V107H92ZM97 106V107H96ZM124 106V107H123ZM219 106V105H218ZM4 107L2 108H0V152H2V154L0 153V156H1V162H0V177H1V180H0V264H22L23 262H24V264H78V262L80 263L81 261V263L80 264H104V261H102L101 259H99L98 258V260H97V258H95L96 256H92V255H90V254H86V255H84L86 252H89L90 251V247H89V240H90V238H87L88 236H90L91 237V239H94L95 238V236L93 235V237H92V234L90 235H88L87 234V232L86 231H81V230H79V229H77L78 231H76L75 230V232H72V234H71V232H65V230H68V229H70L69 227H67L66 225H68V223L69 222H67L68 220L65 218V215L63 216L62 215V213L64 214L65 213V211H64V209H62V204H60L58 207L57 206H55L54 204H55V202H54V204H53V200H51L50 198H52L51 197V195L54 193V191L56 192L57 190L55 189V188H57V187H61L62 185L61 184H63V178H62V174L61 175H59L60 173H58L59 171H58V169H61L60 167H64V164L65 163H63V162H66L65 160H67V161H69V160H71V158H72V156H70V158H68V157H65L66 159H64V157H62V153L60 154V156H59V158H60V160L61 161H59V162H61L60 164H63V166H61L60 164H59V162H57V163H46V164H48V165H45V164H43V162L41 163L40 161V158H44V157H41L39 154H43V152H40V151H38L37 153H35L34 155H35V157H37V155H38V157L36 158V159H34L35 161H34V164L36 165V166H34V168L32 167V165H29L28 167L29 168H33V170H31V169H29V171H27V173H26V170H28L27 169V166L25 167L26 168V170H25V168L23 169V171H21L20 169H18L17 168V165H19L21 162H19V161H17L19 158H17V153H16V148H14V146L15 147H17V143H16V136H15V132H16V129H15V126L16 127H18L17 125H16V123L18 122V121H15L14 119H12L13 120V122H12V120L10 119V121H11V124H8V121H9V119H8V121H7V117L4 119L3 117V114L6 116V113H7V111H11L14 107L12 106L10 109H6V107H5V109H4ZM42 107V106H41ZM40 107V108H41ZM47 107V105H45V108H44V106L42 107V109H46L47 111H50L51 109H49V107H51V106H49L48 105V107ZM62 107V106H61ZM60 106H59V108L57 107V109H56V107L54 108V110L52 109V111H50V112H47L46 110L44 111H42V109H40V108H38V110L40 109V111L38 112V116H37V118H39L40 116H41V118H43L44 119V121H46V120H48V119H50L51 117V115H50V113L52 114L55 110L57 111V113L59 112V114H60V112L61 111H58L60 108H61ZM88 107V108H87ZM99 107V108H98ZM145 109H144V108ZM153 107V108H152ZM217 107V106H216ZM215 107V108H216ZM226 107V108H225ZM68 109H69V107H67ZM67 108H66V110H67ZM95 110H94V109ZM150 108H151V110H150ZM193 108V107H192ZM220 108H221V111H220ZM234 108V109H233ZM255 108V109H254ZM257 108V109H256ZM260 108L262 109V110H260ZM49 109V110H48ZM86 109H89V110H86ZM92 109V110H91ZM102 109V110H101ZM125 109V110H124ZM217 109V108H216ZM215 109V110H216ZM217 109V110H218ZM225 109V110H224ZM230 109V111L228 112L229 114H231V115H229L228 113H227V111ZM232 109V110H231ZM236 109V110H235ZM238 109V110H237ZM240 109V110H239ZM245 109H247L248 110V112H247V110H245ZM252 111H250V110ZM7 110V111H6ZM37 110V111H38ZM61 110V109H60ZM83 110H81L82 112H83ZM123 110H124V112H123ZM129 110V112H127ZM133 110V111H132ZM227 110V111H226ZM242 110H243V112H242ZM14 111H16L15 109H13L12 110V113L14 112ZM87 111V112H86ZM91 111V112H90ZM95 113H94V112ZM136 111V112H135ZM149 111V112H148ZM154 112V113H150V112ZM161 111V112H160ZM178 111V112H177ZM211 111V110H210ZM224 111H226V112H224ZM233 111V112H232ZM2 112H3V114H2ZM6 112V113H5ZM102 114H101V113ZM223 112V113H222ZM236 112V113H235ZM47 113H49V114H47ZM83 114L84 116L86 115V114ZM128 113V114H127ZM130 113V114H129ZM131 113H133V115L131 114ZM148 113H150V114H148ZM156 113V114H155ZM177 113V116L175 115ZM210 112H207V113H205V115L206 114H209ZM234 113V114H233ZM243 113H245V114H243ZM252 113V114H251ZM256 113H258V115H256ZM7 114H9V113H7ZM10 114H11V112H10ZM100 114V115H99ZM125 116H124V115ZM147 114V115H146ZM155 114V116H153ZM161 114V115H160ZM224 114H225V116H224ZM226 114L228 115V116H226ZM50 115V116H49ZM87 115H89V114H87ZM102 115V116H101ZM104 115H106V116H104ZM132 115V116H131ZM205 115H202L203 116V118H205ZM235 115V116H234ZM243 115V116H242ZM249 115H250V118H249ZM254 115H255V117H254ZM260 115V116H259ZM42 116H45V118L44 117H42ZM52 116H53V114H52ZM153 116V117H152ZM202 116H201V119L198 121V125L200 124V122L201 123H203L202 122V120H204L203 118H202ZM231 116V117H230ZM239 116L240 117H242V118H239ZM47 117V118H46ZM101 117V118H100ZM146 117V118H145ZM227 117V118H226ZM41 118H39V119H41ZM100 118V119H99ZM105 118H106V120H105ZM112 118H113V120H112ZM153 118H154V120H153ZM236 118H237V120H236ZM244 118V119H243ZM4 121H3V120ZM42 119V120H43ZM98 119V120H97ZM142 119V120H141ZM147 119V120H146ZM221 121H220V120ZM240 119V120H239ZM258 119V120H257ZM3 122H2V121ZM102 120V121H101ZM104 120H105V122H104ZM144 120V121H143ZM146 120V121H145ZM151 120V121H150ZM173 120V121H172ZM218 120V121H217ZM228 122V125L229 126H232V127H230L229 128V126L227 125V123H226V121ZM230 122H229V121ZM245 120H246V123H245ZM259 120H261V121H259ZM40 121V120H39ZM98 121V122H97ZM112 121V123H110ZM115 121H117V123L115 122ZM231 121H234V123L236 122L237 123V125L234 127L233 125H234V123L233 122H231ZM242 121V122H241ZM2 122V123H1ZM41 122V124H42V122L43 121H40ZM108 122V123H107ZM219 122V123H218ZM255 122V123H254ZM10 123V122H9ZM13 123H15L14 124V129H13V127H11L10 128V126L9 127H6V126H4V125H12ZM152 123V124H151ZM172 123V124H171ZM213 123H215V125L217 124V126H215L214 127V124ZM224 124V123H226V124H224L223 126H219L218 124H220V125H222V124ZM229 123H233L232 125H230ZM248 123V124H247ZM3 124V125H2ZM19 124V123H18ZM43 124H44V122H43ZM106 124V125H105ZM115 124V125H114ZM240 124V125H239ZM246 124V125H245ZM253 124V125H252ZM85 125V126H84ZM100 125V126H99ZM104 125V126H103ZM151 125V126H150ZM166 125V126H165ZM171 125H173V126H171ZM197 125V124H196ZM213 125V126H212ZM239 125V126H238ZM3 126L4 127H6V128H3ZM115 126V127H114ZM209 126V127H208ZM212 127V129H213V127H214V132H212V129H211V127ZM221 128V130H220V128ZM2 127V128H1ZM87 129H86V128ZM110 127V128H109ZM113 129H112V128ZM207 127V128H206ZM218 127V128H217ZM223 127V128H222ZM236 127H238L240 130H238ZM250 127V128H249ZM253 127V128H252ZM8 128H9V130L11 129H13L15 132H13V131H10V132H13L12 134H13V137H12V135H6V134H3L2 135V131H6V130H4V129H7V131L6 132H9L8 131ZM90 133H88L87 134V131L85 130V129ZM102 128H104V129H102ZM109 128V129H108ZM120 128V129H119ZM210 128V129H209ZM236 130H235V129ZM241 128H243V129H241ZM3 129V130H2ZM103 130V132H102V130ZM211 130V132L214 134V136H216L217 134V138H215L214 136H212V134L210 135V131H207V130ZM217 129V130H216ZM222 129H224V131L225 132H223L222 131ZM227 129H229L230 131H231V129H232V133L234 132L237 136H238V134H243V135H239V136H242V137H237L234 133V137H233V134L229 131V130H227ZM233 129H234V131H233ZM250 129V130H249ZM101 130V131H100ZM105 130V131H104ZM110 132H109V131ZM238 130V131H237ZM96 131H98V133L96 132ZM111 131H114V132H112L111 133ZM197 131H198V133H197ZM218 131V132H217ZM221 131V132H220ZM240 131V132H239ZM74 132V133H73ZM86 132V133H85ZM100 132H102L101 133V136H102V139H99V138H97V136H95V139H94V143L93 144H91V146L93 147L94 145V147L93 148H91V146H90V148L89 147H87L88 149H92L90 152H88V149L85 147L87 144H90V143H88L92 138H94V137H92L91 138V136H93V135H100ZM189 132H191V131H189ZM223 132V133H222ZM229 132L231 133V135L229 134ZM237 132V133H236ZM97 133V134H96ZM105 133H107V134H109V135H107V134H105ZM121 133V134H120ZM136 133V134H135ZM139 133V134H138ZM192 133V132H191ZM202 134L201 135V137L199 138H197L196 136H200V134ZM209 133V134H208ZM215 133H216V135H215ZM220 133V134H219ZM225 133H228L229 135H230V137H229V135L228 134H225ZM248 133V134H247ZM39 134V133H38ZM113 134V135H112ZM117 134V135H116ZM190 134V133H189ZM189 134H187V135H185L186 137H188V139H189V141H190V139H191V136L189 135ZM196 134H198V135H196ZM207 135V136H204V137H202L203 135ZM252 134V135H251ZM136 135V137H134ZM138 135V136H137ZM189 135V136H188ZM208 135H209V137H208ZM221 135V136H220ZM222 135L223 136H225L226 135V137L228 138H225V137H223L222 138ZM255 135L257 136V137H255ZM6 137V138H2V137ZM9 137V139H8V137ZM38 136H40V134L39 135H37V137ZM108 136H110V137H107ZM166 136V137H165ZM183 138V139H181V137ZM184 135H179L178 137L181 139V140H178L177 141V144L178 145H181L182 144V142H183V144H187L188 143V140L186 141L185 139H186V137H185ZM211 136L212 137H214V138H211ZM218 136H219V138H218ZM251 136V137H250ZM253 136V137H252ZM260 136V137H259ZM15 137V138H14ZM121 137V138H120ZM139 137V138H138ZM141 137V138H140ZM164 137V138H163ZM178 137L176 138V139H178ZM184 137H185V139H184ZM190 137V138H189ZM233 137V138H232ZM12 138H13V140L15 141V143H10V139H11V142L13 141L12 140ZM91 138V139H90ZM103 138H104V140H103ZM105 138L109 141L108 143H107V145L105 144ZM120 138V139H119ZM203 138V139H202ZM204 138H211V139H209L210 141H208V143L207 142H205L204 143ZM231 138V139H230ZM253 139V143H254V146H255V148L253 149L248 143H249V141H250V139ZM255 138V139H254ZM143 139V140H142ZM147 139V140H146ZM193 139V138H192ZM213 139H217V140H220V141H223V142H221L220 143V141H218L217 142V140L215 141V140H213ZM223 139H225V141L223 140ZM227 139V140H226ZM3 140H4V142H3ZM7 140V141H6ZM86 140V141H85ZM95 140H96V142H95ZM99 140H100V142H99ZM101 140H103L104 142H102ZM132 140V141H131ZM142 141V143H145V144H140V142ZM161 140V141H162ZM197 140V141H196ZM229 140V141H228ZM6 141V142H5ZM13 141V142H14ZM45 141V140H44ZM84 141H85V144H84ZM98 141V142H97ZM119 141V142H118ZM138 141H139V143H138ZM144 141V142H143ZM199 141V142H198ZM206 141H207V139H206ZM227 141V142H226ZM237 142V144L238 143H240V142ZM87 142V143H86ZM114 144H112V143ZM117 142V143H116ZM121 142V143H120ZM128 142H129V144H128ZM136 142V143H135ZM167 142V143H168ZM198 142V143H197ZM212 142V146H211V143ZM256 142V143H255ZM44 143V142H43ZM42 143V144H43ZM97 145H96V144ZM124 143H126L125 145H124ZM130 143H132V144H130ZM181 143V144H180ZM223 143V144H222ZM261 143V144H260ZM103 144L104 145H106L105 147H107V148H102L101 146H103ZM109 144H111V145H109ZM116 144V145H115ZM120 145V147H119V145ZM141 145L140 146V148H142V149H139V145ZM205 144H209L207 147H209L208 149H207V147L205 146ZM213 144H216V145H213ZM14 145V146H13ZM80 146V148H79V146ZM128 145H130V146H128ZM193 145H191V147H190V145L188 146L189 147V149L190 150H192V148H194V146ZM234 145V146H233ZM8 146V147H7ZM77 146V147H76ZM84 146V147H83ZM98 147V149L97 148H95V147ZM109 146V147H108ZM114 148H113V147ZM115 146H117L118 148L115 150ZM124 146H126V147H124ZM138 147V151L136 150L137 149V147ZM145 146V147H144ZM151 146V147H150ZM260 146V147H259ZM7 149H6V148ZM11 147V148H10ZM12 147L15 149V152L13 151L12 152V150H14V149H12ZM52 147V146H51ZM76 147V148H75ZM123 147V148H122ZM150 147V148H149ZM178 147H181V149L180 148H178ZM177 147V149H179L180 151H184L183 152V154H185V155H183L182 154V152H181V154H182V156L181 155H179V153H178V157H180V158H184L185 156H187V158H192L193 156H188V153H187V151H188V148L186 149V148H184L183 146H178ZM182 147L184 148L183 150H182ZM248 147V148H247ZM10 148V149H9ZM49 148V147H48ZM146 150H145V149ZM153 148V149H152ZM213 148V147H212ZM12 149V150H11ZM50 149H52V151L54 150L53 148H49L48 150H47V154H51V150ZM74 149V150H73ZM83 149V150H82ZM87 149V150H86ZM94 149V150H93ZM109 149V150H108ZM144 149V150H143ZM148 149V150H147ZM204 149H206V150H204ZM253 149V150H252ZM8 150V151H7ZM9 150L12 152V155H14L13 157H15L14 159H13V157H12V155L10 154L11 152H9ZM50 150V151H49ZM71 150V148L69 149V152H71L70 151ZM85 150L87 151V153L85 152ZM140 150V151H139ZM142 150V151H141ZM150 150V151H149ZM179 150H177V151H179ZM189 150V151H190ZM201 150V151H200ZM203 150V151H202ZM231 150V151H230ZM242 150V151H241ZM9 152V156H11V158L14 160H12L11 161V159H10V157L8 156V154L7 153H4V152ZM54 151H56V149L54 150ZM58 152H59V150H57ZM56 151V152H57ZM78 151V152H77ZM92 151L94 152V153H92ZM100 151V152H101ZM115 151V152H114ZM146 151H148V152H146ZM186 151V152H185ZM80 152H82V153H80ZM106 152V153H107ZM142 152H144V153H142ZM245 152V153H244ZM39 153V154H38ZM78 153V154H77ZM85 153V155H83ZM118 153V152H117ZM201 154V156H200V154ZM41 154V155H42ZM80 154V155H79ZM138 154V155H137ZM190 154H191V152H190ZM247 154V155H246ZM258 154V155H257ZM2 155H4V156H2ZM16 155V156H15ZM82 155V157L80 158L79 156H81ZM136 155V156H135ZM196 155V156H195ZM244 155V156H243ZM9 157V159L7 158V157ZM76 156V157H75ZM78 156V157H77ZM95 156V157H94ZM135 156V157H134ZM200 156V157H199ZM6 159L7 158V161L5 160V161H3V159L4 158ZM62 157V158H61ZM196 157H198V158H196ZM202 157L203 158H205L204 160L202 159ZM260 157V158H259ZM17 158V159H16ZM58 157H57V159H59ZM77 158V159H76ZM79 158V159H78ZM62 159H63V162H62ZM83 159V160H82ZM93 159V160H92ZM199 159H201V160H199ZM257 159V160H256ZM10 160V161H9ZM46 160V159H45ZM123 160H125V161H123ZM16 161V162H15ZM20 161H21V159H20ZM47 162H48V159L46 160ZM127 161H129V163L127 162ZM143 161V162H142ZM3 162H4V166H3ZM15 162V163H14ZM18 162H19V164H18ZM2 163V164H1ZM41 163V164H40ZM77 163V164H76ZM127 163V164H126ZM137 163V164H136ZM6 164H8V165H6ZM10 164H11V166H13L14 165V167H10ZM16 164V165H15ZM51 164L52 165H54V166H52L51 167ZM37 165H38V167H37ZM120 165H121V167H120ZM122 165H124L125 167L124 168H122ZM16 166V167H15ZM31 166V167H30ZM41 166V167H40ZM44 166H47V167H44ZM58 166H60V167H58ZM116 166V167H115ZM4 167V168H3ZM44 167V168H43ZM53 167H54V171H53ZM57 167H58V169H57ZM139 167L141 168V167H143V165L141 164V165H139ZM17 168V170H18V172L20 171V172H23L24 173V171H25V173L27 174V176L29 177V180H30V176H31V171H32V173L34 174H32V181L35 179L36 181L34 182L33 181V183H36V185L35 184H33L32 186H34V189L36 190L35 191V195H34V193H33V196L35 197L34 198V201L33 202H36V204L34 205V204H32V207H31V201L29 200V202H30V205L28 206V202H26L25 201V199H22L20 196H16L17 194H15L14 195V193H12V192H14V183H15V176H17L16 174L18 173L15 169ZM47 168H49V169H47ZM118 169V172H120V173H122V175L119 173L118 175H116L117 173H115V175H116V177L118 178H116L115 176H114V172L116 171L117 172V169ZM10 171H9V170ZM35 169H36V171H35ZM43 169V170H42ZM44 169H46V171L44 170ZM120 169H122V170H120ZM3 170V171H2ZM5 170V171H4ZM7 170V171H6ZM16 171L15 172V174H14V171ZM48 170H49V172H48ZM113 170V171H112ZM120 170V171H119ZM127 170V171H126ZM55 171H57V172H55ZM105 171V172H104ZM112 173H111V172ZM3 172V174H4V176H6V178H4L3 179V175L1 174ZM35 172V173H34ZM46 172V173H45ZM50 172L51 173H54V174H50ZM111 173V174H113V175H111V174H109V173ZM6 173V174H5ZM8 173V174H7ZM42 173H43V175H42ZM57 173V174H56ZM26 174H22V175H26ZM30 176H29V175ZM40 174V175H39ZM105 174H107L110 178L108 179V176L107 175H105ZM2 175V176H1ZM11 175H13V176H11ZM42 175V176H41ZM46 175V176H45ZM51 175V176H50ZM247 175L248 174H246L245 176H246V178H244L245 179V182H249V177H247ZM27 176H25V178H27ZM107 178H106V177ZM111 176H113V177H111ZM121 176V177H120ZM124 176V177H123ZM10 177H12L11 179H10ZM43 177V178H42ZM50 177H52L51 178V180L49 179ZM54 177H58L57 179L59 180L58 182L56 181V178L54 179ZM260 177V178H259ZM9 178V179H8ZM49 180H48V179ZM60 178V179H59ZM115 178H116V180H115ZM178 178V177H177ZM177 178L175 179V180H177ZM248 178V179H247ZM13 179V180H12ZM28 179V178H27ZM45 179H46V181L47 182H44L45 181ZM52 179H54V181L52 180ZM107 179V180H106ZM259 179H260V181H259ZM40 180V181H39ZM41 180H42V182H41ZM44 180V181H43ZM61 180V181H60ZM174 180V181H175ZM247 180V181H246ZM8 181H10V182H8ZM108 181V182H109ZM7 182V183H6ZM38 182H40V183H38ZM51 182V185L49 184V183ZM53 182H54V184L56 185V186H54L53 185ZM59 182H61V184L59 183ZM135 182V181H134ZM48 184V186L47 185H45V184ZM60 184V185H57V184ZM107 182H105V183H102V184H99V185H102V186H99L98 185V187L99 188H102V189H100L101 191H103V193H104V191L106 192V189H105V187L107 186V184H106ZM219 186H223L224 185V183H225V181L223 180V179H221L220 181L218 180L217 182H216ZM2 184V185H1ZM4 184H11L12 185V191H10L11 193H7V192H5L4 191V189H5V186H4ZM104 184V185H103ZM106 184V185H105ZM216 184V185H217ZM11 185H9V186H11ZM41 185H42V187H41ZM53 185V186H52ZM8 186V185H7ZM31 186V188H33ZM44 186V187H43ZM51 186V187H50ZM104 186V187H103ZM49 187V188H48ZM55 187V188H54ZM227 187V186H226ZM38 188V189H37ZM42 188V190H40V189ZM46 188H48V189H51V188H53V189H55V190H51L50 192L51 193H49V191H47V189ZM228 188H229V186H228ZM229 188V189H230ZM25 189H27V188H25ZM39 192H38V191ZM112 191H110V194H102L101 195V197H102V199H105L106 200V202H105V200H103V202H102V200L100 201V203L98 204V206L99 207H101V208H103L104 206H106V208H108V207H111V206H109L110 204H111V202L113 201V197L114 196H116L119 192V190H116V189H111ZM133 190V189H132ZM4 191V192H3ZM24 191H28V189L27 190H24ZM31 191H34V190H32L31 189ZM48 193V194H46V192ZM60 190H58L57 192H59ZM44 192V193H43ZM56 192V193H57ZM111 192H114V193H111ZM203 192V194L204 193H206V191H202ZM202 192H199V194H202ZM4 193V194H3ZM6 193V194H5ZM32 193V192H31ZM36 193H38V194H36ZM43 193V194H42ZM116 193V194H115ZM55 194V193H54ZM113 194V197L112 196H110V195H112ZM81 195H83V193H81ZM107 195V196H106ZM5 196V197H4ZM8 196V197H7ZM13 197V200H14V198L15 197H17V198H15V200L13 201L12 200V197ZM109 196V197H108ZM21 198V199H18V198ZM38 197V198H37ZM43 197V198H42ZM45 197L46 198H48L49 199V201H48V199L46 200L45 199ZM245 197V198H244ZM9 198H11V199H9ZM43 200H42V199ZM112 198V199H111ZM9 201H8V200ZM17 199V200H16ZM37 199H38V201H37ZM53 199V198H52ZM124 199V198H123ZM21 200H23L24 202H20ZM41 200V201H40ZM46 200V201H45ZM109 200H110V202H109ZM44 201V202H43ZM57 201H59V199L57 200ZM229 201H231V202H234V204H233V206H232V204L230 205V203L231 202H229ZM250 201V202H249ZM252 201V202H251ZM16 202H18V203H16ZM32 202V203H33ZM102 202V203H101ZM107 202H109V203H107ZM14 203V204H13ZM19 203H20V205H19ZM11 204H13V205H11ZM15 204H16V206H17V204H18V206L20 207V206H22V204H23V207H24V210H23V212L25 211V210H27V212L29 213V212H31V210H34V208L36 207V211H35V213H34V211L33 212H31V213H33V214H39V215H33V214H28L26 211L24 212V215L22 214L23 212H21L20 210H21V208L22 207H20V208H18V206L16 207L15 206ZM49 204H52V205H49ZM90 204H93V203H90ZM100 204H101V206H100ZM104 204V205H103ZM247 204V205H246ZM7 205V206H6ZM27 207H26V206ZM40 205V206H39ZM43 205V206H42ZM50 207V208H48V206ZM235 205H237V206H235ZM241 205V206H240ZM8 206H9V208H8ZM13 206H15V207H13ZM35 206V207H34ZM44 206H46V207H44ZM54 208H53V207ZM255 206V207H254ZM261 206V207H260ZM29 207H31V209H26V208H29ZM38 207V208H37ZM61 207V208H60ZM94 207H96L97 208V205L95 206H93V208ZM98 207V208H99ZM234 207V208H233ZM241 207H242V210L245 208V211H244V213L242 212V210H241ZM244 207V208H243ZM257 207V208H256ZM6 210H5V209ZM11 208H12V210H11ZM45 208V209H44ZM53 210H52V209ZM57 208H60V209H58L57 210ZM235 208H240V209H235ZM252 208H253V210H256V211H252ZM17 210V212H19L20 213V217L18 216V214H17V212L15 213V211ZM48 209V211H45V210H47ZM50 209V210H49ZM112 209H114V207H112ZM232 209H233V211H232ZM52 210V211H51ZM60 210V211H59ZM63 210V211H62ZM258 210V211H257ZM11 211H13L14 212V214H16L15 216H13L14 214H12V212ZM50 211V212H49ZM253 213H252V212ZM42 212V213H41ZM43 212H45V214L47 215H45ZM54 212H56V213H54ZM242 212V213H241ZM249 212V213H248ZM28 214V215H26L25 216V214ZM51 213V214H50ZM259 213V214H258ZM262 213V214H261ZM53 214V215H52ZM55 214V215H54ZM57 214V215H56ZM61 214V215H60ZM241 214H242V217L244 216V220H242L243 218H241ZM255 214H257V215H255ZM10 217L11 216V218H8V216ZM21 215H23V216H21ZM31 217H30V216ZM42 215H43V218H42ZM51 215V216H50ZM233 215V217H236V216H234ZM248 215V216H247ZM252 217H251V216ZM18 216V218L19 219H17L16 217ZM29 216V217H28ZM46 216V218H44ZM55 216V217H54ZM61 216V217H60ZM240 216V217H239ZM14 217V218H13ZM22 217H26V219H27V222H26V219L25 218H23V220H24V222L22 221V220H20V219H22ZM58 217H59V219H58ZM105 217V218H104ZM104 217H102V219H108V217L107 216H104ZM107 217V218H106ZM257 217V218H256ZM259 217V218H258ZM5 218V219H4ZM30 218V219H29ZM38 219V223H35L34 222V220L37 222V219ZM49 218H51V219H48ZM57 218V219H56ZM62 218V220L63 221H61L60 219ZM246 218V219H245ZM12 219V220H11ZM17 220V223H16V220ZM29 219V220H28ZM32 219V220H31ZM34 219V220H33ZM53 219V220H52ZM54 219L56 220V221H54ZM64 219H66L65 221H64ZM240 219V220H239ZM249 219L250 220H252L254 223H256V224H254V223H252V221H249ZM15 220V221H14ZM19 220V221H18ZM31 220V221H30ZM247 220H248V222H247ZM258 220V221H257ZM21 221V222H20ZM28 221L29 222H31V223H28ZM43 221V222H42ZM60 221V222H59ZM238 221V222H237ZM47 222V224H45ZM50 222V223H49ZM62 222V223H61ZM81 223H83V222H85V224L84 225H89L90 223H89V221H80ZM251 222V223H250ZM258 222V223H257ZM14 223H16L15 225H14ZM22 223H24V225H22ZM54 223H56V225H55V227L57 228V230L59 229V231L60 230H62V232L60 231V234H58L59 233V231H58V233H54ZM59 223H60V225H59ZM67 223V224H66ZM89 223V224H88ZM9 224V225H8ZM31 224V225H30ZM41 224H43V225H45V226H43V225H41ZM51 224V225H50ZM59 226H58V225ZM70 224H72L71 222L69 223V225L68 226H70ZM235 224V225H236ZM243 224H245V225H243ZM248 224H249V226H248ZM253 224V225H252ZM34 225V226H33ZM41 225V226H40ZM47 225H49V226H47ZM53 225V226H52ZM252 225V226H251ZM255 225H257V226H255ZM22 226H24V227H22ZM32 226V227H31ZM66 226V227H65ZM244 226H245V228H244ZM251 226V227H250ZM20 229H19V228ZM42 227V228H41ZM47 227H49V230H48V228ZM50 227L52 228V227H54L53 228V231L50 229ZM238 226H236V228H237ZM262 227V228H261ZM33 228V229H32ZM43 228H45V230L43 229ZM56 228H55V231H57L56 230ZM61 228V229H60ZM68 228V229H67ZM30 231H29V230ZM35 229V230H34ZM46 229H47V232H45V233H43L44 231H46ZM238 229H239V227H238ZM238 229H236V231L237 232H239L240 230H238ZM259 229H262V230H259ZM22 230V231H21ZM33 230V231H32ZM64 230V231H63ZM28 233H27V232ZM43 231V232H42ZM79 231H81V232H79ZM261 231V232H260ZM23 233V235H22V233ZM25 232V233H24ZM49 232H52V233H54L53 235H55L56 234V237H59L60 239H58V238H55V236H53V237H48V236H52V233H49ZM241 232V231H240ZM244 232H246V231H244ZM18 233H19V236H18ZM21 233V234H20ZM33 233V234H32ZM35 233H37V234H35ZM49 233V234H48ZM62 233H64L63 234V236L61 237V234ZM70 234V236H68V235H66V234ZM75 233H77V235L75 234ZM83 233V234H82ZM25 234V235H24ZM26 234H28L27 235V239H26ZM29 234H31L30 236H29ZM41 236V237H39V235ZM43 234V235H42ZM46 234V236H44ZM51 234V235H50ZM87 234V235H86ZM20 235H22V237L20 236ZM35 235V236H34ZM37 235V236H36ZM79 235V236H78ZM82 235V236H81ZM84 235H86V237H84L83 238V236ZM18 236V237H17ZM23 236H25V238L23 239ZM66 236V237H65ZM71 236H73L72 238H70ZM74 236L77 238H74ZM81 236V237H80ZM262 236H264V235H262ZM39 237V239H35V238H38ZM63 237H65V238H69L68 240H66L65 238H63ZM78 237H79V239H78ZM44 238V239H43ZM46 238V239H45ZM52 238V239H51ZM14 239H16L15 240V243H14ZM23 239V241H21ZM43 239V240H42ZM48 239H51L50 240V242L48 241ZM53 239H54V241H53ZM56 239V240H55ZM67 241L66 243H64L65 242V240ZM83 239V240H82ZM85 239H86V241H85ZM19 240V241H18ZM27 240H31V241H28L27 242ZM70 240V241H69ZM82 240V241H81ZM16 241H18V242H16ZM35 241V242H34ZM61 241H63V242H61ZM69 241V242H68ZM27 242V243H26ZM47 242H49V243H47ZM52 242V243H51ZM71 242V243H70ZM76 242H77V245H76ZM87 242L89 243V244H87ZM237 242L238 243H240L241 242V239L238 241L237 240ZM237 242H236V244L234 243V245L233 246H237L238 244H237ZM13 243V244H12ZM17 243V244H16ZM22 243H23V245H22ZM40 243V244H39ZM42 243V244H41ZM45 243H46V245H45ZM58 243V244H57ZM60 243H62V244H60ZM75 243V244H74ZM86 243V245H87V247H85V244ZM261 242H258V245L260 244ZM30 244V245H29ZM56 244L58 245V247H55L56 246ZM59 244L62 246L61 248L59 247ZM74 244V245H73ZM79 244V245H78ZM262 244V245H261ZM259 246H260V248H264V242H262ZM19 245V246H18ZM22 245V246H21ZM26 245H29V247H27ZM33 245V246H32ZM35 245H36V247H35ZM44 245V246H43ZM47 245H49L50 246V248L51 249H53L52 251H51V249L47 246ZM55 245V246H54ZM65 245V246H64ZM72 245V246H71ZM84 245V246H83ZM24 246H26V249H24L25 247ZM32 248H31V247ZM70 246V247H69ZM74 246V247H73ZM91 246V245H90ZM24 247V248H23ZM43 247V248H42ZM44 247L46 248V249H44ZM54 247V248H53ZM41 250H40V249ZM47 248H49L50 249V251H48V249ZM58 248H60V251L58 250ZM71 250H70V249ZM72 248H74V249H72ZM246 248V247H245ZM22 249V250H21ZM34 249V250H33ZM38 249V251H36ZM44 249V250H43ZM57 249V250H56ZM64 249V250H63ZM66 249V250H65ZM24 250V251H23ZM73 250V251H72ZM255 249H251L250 251L251 252H253V254H256V250L254 251ZM36 251V252H35ZM44 251H45V253H44ZM46 251H48V252H46ZM56 251H59V252H56ZM63 251H66V254H65V252H64V254H63ZM112 250H110V249H106V251H105V254H116V253H118V251H116V250H114L113 252H111ZM43 252V253H42ZM51 252V253H50ZM54 254H53V253ZM67 252H73L71 255L69 254V253H67ZM76 252V253H75ZM35 253V254H34ZM49 255H48V254ZM56 253V254H55ZM59 253V254H58ZM16 254H17V256H16ZM19 254V255H18ZM26 254H28V255H26ZM46 254V255H45ZM53 254V255H52ZM80 254V255H79ZM26 255V256H25ZM38 255H40V256H38ZM42 255V256H41ZM47 256V257H45V256ZM56 255H57V257H56ZM64 255V256H63ZM94 255V254H93ZM15 258H14V257ZM21 256V257H20ZM30 256V257H29ZM55 256V257H54ZM77 256V257H76ZM20 257V258H19ZM24 259H23V258ZM26 257H27V260L29 261V263H28V261L27 260H25L26 259ZM38 257H42V258H38ZM45 257V258H44ZM53 257H54V259H53ZM71 257V258H70ZM82 257V258H81ZM86 257V258H85ZM22 258V259H21ZM29 258V259H28ZM31 258V259H30ZM78 258V259H77ZM95 258V259H94ZM4 259L6 260V261H4ZM15 261H19V262H15ZM40 259H42V260H40ZM46 259V260H45ZM58 259V260H57ZM77 259V260H76ZM3 260V261H2ZM13 260V261H12ZM34 260H35V262H34ZM70 260V261H69ZM10 261H12V262H10ZM32 261V262H31ZM42 263H41V262ZM69 261V262H68ZM73 261V262H72ZM25 262H27V263H25ZM75 262V263H74ZM94 262V263H93Z\"/></svg>",
	"mask_w": 264,
	"mask_h": 264
}]
</instances>
